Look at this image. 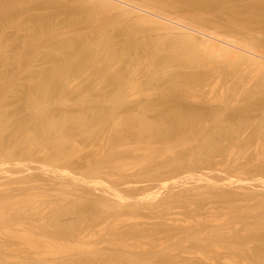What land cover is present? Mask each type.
I'll use <instances>...</instances> for the list:
<instances>
[{
    "label": "bare ground",
    "instance_id": "bare-ground-1",
    "mask_svg": "<svg viewBox=\"0 0 264 264\" xmlns=\"http://www.w3.org/2000/svg\"><path fill=\"white\" fill-rule=\"evenodd\" d=\"M13 1H15V0H13ZM27 1V0H26ZM125 1V0H124ZM129 1H132V2H136V3H138V5H139V7L140 6H142V7H144V9H148L147 11H152V13H153V11H155V12H158V13H160V14H162V15H168V16H166V17H168V18H170L169 16H172L171 18H173V16H174V19H178V20H184L185 22H187L188 24H190V25H193L194 27H198L200 30L202 29V30H206V31H213V33H214V35L216 34V35H222V34H224V35H226V37L225 38H228L229 39V41H238V40H241V42L243 43V44H245V46L246 47H248L249 49H250V51H253L254 50V52H255V54H258V53H260V54H263L264 55V0H127V2H129ZM16 2V1H15ZM29 2V1H28ZM127 2H124V3H127ZM7 3V2H6ZM130 3V2H129ZM12 4V3H11ZM18 4V3H17ZM28 4V3H27ZM21 5V4H20ZM130 5H131V3H130ZM29 6V5H28ZM132 6H133V4H132ZM134 6H136L135 4H134ZM138 7V8H139ZM142 7H140V9L142 8ZM21 8V7H20ZM20 8H17V5H4V4H0V14H2V15H4L5 17H6V24L10 27V28H12V29H14L16 32H17V35H16V37H18V38H16L17 40L18 39H24V43H26V42H29V43H38V45H40L39 47L38 46H35L36 47V49H35V54H40L41 56H42V58H41V60L43 59V57H44V59L46 60V63H47V66L48 67H42V69H40V73H39V75L37 76H31L30 77V82L31 81H33V83H30V84H37L38 85V91L37 90H35V89H37V88H35V87H37V85H32L31 87V91H30V89H29V91H28V89H26L25 87L24 88H20V90L18 91V89L16 88V85H12L13 83H11V85L10 84H6V83H3V84H1V85H3V86H1V87H3V89L1 90V92H0V94H1V97H0V151L2 152V153H4V154H2V155H5V156H12V158H13V155L15 156V154H20V153H22L23 154V152L25 153V154H27V153H30V154H32V152L34 151L32 148V146H35L34 144H38V145H40L39 146V148L37 147V146H35V148L34 149H36V152H37V150L38 149H40L41 150V152H42V154H43V152H45V155H46V153L47 152H49L48 154H47V156L46 157H48L49 156V158L48 159H52V160H61V159H63V160H66V161H68L67 159H70L71 158V160L73 159H75L77 156V158H79V156H81V154H80V152H79V150H78V148L75 146V144H76V141H75V138H73V133H74V135H75V137H76V135L77 134H75V133H78L77 131H81L80 133H78L79 135L81 134H83L84 136L86 135V136H88V135H92L93 133L96 135V133H95V131H98L97 129H96V126H94L93 127V124L95 125V123L97 122V123H99L100 124V121L103 123V121L104 122H106L107 124H108V130H109V132L111 131V132H113V135H114V137H115V135H120V134H122V132L124 131V129L125 130H135L134 128H136V130H135V132H137L136 134L138 135V136H142L141 138H142V140L143 139H150L151 137H152V134L151 133H154L152 130H155V132H158V133H160L161 132V134H165L166 133V131H165V127L164 126H166L165 125V123L162 125V124H158L159 122H153V121H150L149 119H147V118H145V116L143 115L145 112H143V114L141 113V115L138 113V112H136V111H134V110H131V108H133V107H131L130 109H128V111H127V108H129V107H127L126 109H124L123 107L121 108V106H123V105H125V106H128L127 105V102H126V100L127 99H129V98H131V97H133V96H135L136 95V98L137 97H140V96H137L138 94L140 95V94H142V92H144L143 94H147L148 92L147 91H150L151 92V90H152V92H154L155 90V88L159 85V83L160 82H162V84H163V82L165 83V85H167L168 87H167V89L168 90H163V92H166V94L165 93H161V97L159 96L158 98V104L160 105V104H162V103H165L168 107H171V106H175L176 107V109H174V110H176L177 111V113H176V116H177V118H178V120H177V126H175V127H177V128H184V127H186L187 125V128L189 127V125L191 126V124H192V122H194L196 119H198L199 118V116H200V114H199V111L196 109V108H193L191 105H189L188 103H186L185 101H182L181 100V96H177V95H174V94H172V93H169L168 91H171L173 88H174V90L177 88V89H179L178 87H176V86H182L181 88L183 89V87L184 86H188V87H191V88H193L192 86H195V85H199V84H202V82H204V81H202V80H204L205 78H204V76H201V75H204V74H199V73H201L202 72V69H204L205 68V70H206V68L207 69H210L211 70V68H213L211 71H209V70H203V73H204V71H205V74L207 75V71H209V73L210 72H219V70H220V73H219V75H220V77L221 78H223V80L222 81H225L226 80V82L227 81H233L234 83H230V84H232L233 86L231 87L230 86V88L231 89H229L230 91H231V95H230V97L233 99V100H235L236 99V101H238V100H240V98H241V96L243 97L244 96V101H242V102H244V105L242 106V109H243V111L242 112H244V113H250V112H252V111H254V110H257V109H261V108H264V62L262 61V60H260L261 58H259V59H256V57H252V58H247L248 56H243L244 54H241V53H239V52H235L236 50H232V48H228V47H226V46H221V45H219V43H214V42H212L211 40H200V39H198L197 37H196V35H192L191 33V35L188 33H182V32H180V31H175V30H172V28L170 29L169 28V26L168 27H166V26H164V25H162L161 24V22L159 23L158 21H157V14L155 15V13H154V15H155V17H150V16H145V15H142V14H137V13H134V12H131V11H129V10H126V9H124V8H122V7H120V6H117V5H115L113 2H111V1H108V0H44V1H39V2H37V4L36 5H30L28 8H26V9H24L23 11L20 9ZM24 8H25V6H24ZM137 8V9H138ZM22 9H23V7H22ZM134 9H136L135 7H134ZM140 11H142V10H140ZM144 11V10H143ZM137 12V11H136ZM145 12V11H144ZM138 13H139V11H138ZM146 13H148V12H146ZM9 14V15H8ZM149 14H150V12H149ZM152 15V14H151ZM3 16V17H4ZM158 18H160V17H158ZM162 18V17H161ZM165 18V17H164ZM160 21V20H159ZM2 22V21H1ZM32 24V25H31ZM192 27V26H191ZM193 27V28H194ZM1 28H2V26H1ZM10 28H9V30H10ZM82 29H87L86 30V33L84 32V34L86 35V38L84 37V34H83V32H82ZM174 29V28H173ZM195 29H197V28H195ZM81 30V34H83V36H78L79 35V31ZM5 31V30H4ZM182 31V30H181ZM5 33V32H4ZM212 33V32H211ZM212 33V34H213ZM8 34H10V33H8ZM12 34H13V32H12ZM12 34H10V35H12ZM262 36H261V35ZM260 35V36H259ZM223 36V35H222ZM80 38V39H79ZM85 38V39H84ZM234 38V40H231V39H233ZM1 39V38H0ZM5 40V38H2L1 40ZM11 39V38H10ZM204 39V38H203ZM237 39V40H236ZM2 41V42H4V44H5V47H6V43H5V41ZM14 40H15V38H14ZM8 41H9V39H8ZM8 41H6L7 42V46H9V45H11L10 43H11V41L8 43ZM16 41V40H15ZM15 41H12V43L13 42H15ZM22 41V40H21ZM26 41V42H25ZM214 41V40H213ZM19 42V41H18ZM216 42V41H215ZM0 43H1V41H0ZM19 43H21V42H19ZM232 43H235V42H232ZM241 43V44H242ZM14 44V43H13ZM35 44V45H36ZM15 45V44H14ZM26 45V44H25ZM24 45V46H25ZM31 45V44H30ZM23 46V45H22ZM27 46H29V45H27ZM5 47L3 48V43L1 44V47H0V54H2V51L5 49ZM10 47V46H9ZM26 47V46H25ZM31 47H32V45H31ZM33 47H34V45H33ZM2 48V49H1ZM24 48V47H23ZM6 49H9V48H6ZM20 49V48H19ZM26 49V48H25ZM231 49V50H230ZM253 49V50H252ZM12 50V49H11ZM22 50V49H21ZM15 51V50H14ZM20 51V50H19ZM23 51V50H22ZM256 51H257V53H256ZM6 52L7 53H5V51H4V53H5V55H7V57L10 59V56L8 55V52H9V50H6ZM11 52V51H10ZM18 52V51H17ZM19 53V52H18ZM10 54V53H9ZM13 54V53H12ZM17 54V53H16ZM15 54V55H16ZM20 54H21V52H20ZM4 55V54H3ZM18 55V54H17ZM39 55V56H40ZM14 56V55H13ZM258 56V55H257ZM262 56V55H261ZM1 57H2V55H1ZM22 57H23V55H22ZM21 57V58H22ZM15 58V57H14ZM19 59L20 61H24V59ZM39 58V57H38ZM131 58H137L136 60H138L139 62L138 63H136V62H133V60H132V62L134 63V65H132L131 63H130V65H127L126 64V60H128L129 61V59L131 60ZM264 58V57H263ZM9 59H8V61H9ZM16 60V59H15ZM18 60V61H19ZM26 60V59H25ZM7 61V62H8ZM17 61V60H16ZM123 61H126L125 62V66H126V68L124 69V64H122V68L124 69V70H131L130 71V74L132 75V77H134V72L132 73V71L134 70V71H139L138 73L140 74V70L141 69H144V70H141V71H145L147 74H146V78H145V80L143 81V83H145L146 84V87H145V85L142 83V81H141V83H140V79L138 80V78L139 77H137V80L139 81V83H137L138 81H136L135 79L136 78H132L131 77V75H129L130 77L129 78H127L128 77V75H127V77H125L126 76V74H125V76H124V74H122L121 75V73L123 72L122 70H120V72L121 73H119V67L118 66H120L119 64H121V62L123 63ZM5 62V61H4ZM3 62V63H4ZM10 62H11V60H10ZM10 62H8V63H10ZM13 62V61H12ZM75 62V63H74ZM131 62V61H130ZM14 63V62H13ZM19 63V62H18ZM17 63V64H18ZM31 63H32V61H31ZM89 63V64H88ZM49 64V65H48ZM7 65V64H6ZM11 65V64H10ZM15 65V64H14ZM91 65H93V66H91ZM23 66V65H22ZM45 66V65H44ZM89 66H91V67H93L94 69H95V71L93 72V75H91L90 73H92V72H90L91 70H92V68L90 69L89 68ZM5 68V67H4ZM14 68V67H13ZM17 68V67H16ZM45 68V69H44ZM117 68H119V69H117ZM215 68H216V70H215ZM72 69V70H71ZM78 69V71L77 72H79V70H80V72L82 71H84V70H86L85 72L87 73V70H89V74H90V80H92L91 79V76H95V74H97L98 75V77H97V82H99V83H101L100 84V86L98 85V83L97 82H91V84H93L92 86H93V88H95L96 86V84L98 85V87H96L95 89H100V87H101V89H100V91H102L103 92V90L106 92V91H110V88H111V92H107L106 94L105 93H103V95H102V92H101V94H100V91L98 92L99 94H100V96L102 95V97L101 98H99L98 97V93L96 94V96H94L93 98V100L95 101V100H97L98 98L100 99V101L99 102H103V103H105V101H110V108H108V110H105V109H107V108H105L104 107V110L103 109H98L99 107H101L102 106V104H100L101 106H98L97 105V103H99L98 102V100H97V103H96V105L98 106V108L96 107L95 109H93L92 107H90V108H92V109H88L86 106H84L81 110H80V113L79 114H70L71 112H63L61 115H57V116H59L60 118H56V117H53V115H50V111H51V107H54L52 104L50 105V104H48L50 101V103H53L52 102V100L55 98V95L57 94V87L60 85V84H58V82H56V81H59V80H57V78L58 79H60V81H61V85H63V87L65 86L64 84H66V81L68 80V79H70V75H71V73H70V75L68 76V74H69V70L72 72V74H73V72L74 71H76ZM93 69V70H94ZM219 69V70H218ZM6 70V69H5ZM23 70V69H22ZM27 70V69H26ZM25 70V71H26ZM198 70H201V72H198ZM213 70H215V71H213ZM218 70V71H217ZM108 71V72H107ZM113 71H115L116 73H114ZM39 72V71H38ZM76 72V73H77ZM85 72H84V74H85ZM104 72H106V74H108V73H110V72H113L114 73V75H113V77H109L108 75V77L106 78V75H105V73ZM9 73V72H8ZM19 73H20V71H19ZM75 73V72H74ZM73 74L74 76L75 75H77V74H80V73H77V74ZM87 73V75H89ZM95 73V74H94ZM125 73V72H124ZM208 73V74H209ZM21 74V73H20ZM20 74H17L19 77H20ZM35 74V73H34ZM38 74V73H37ZM83 74V73H82ZM84 74H83V76H84ZM137 74V73H136ZM144 74V73H143ZM216 74V76H217V73H215ZM14 75V74H13ZM86 74H85V76H87ZM105 77H104V76ZM111 75V76H112ZM206 75H205V77H206ZM223 77H222V76ZM2 76V75H1ZM12 76V75H11ZM74 76H72V77H74ZM78 76V75H77ZM136 76V75H135ZM138 76V75H137ZM143 76V75H142ZM255 76V77H254ZM96 77L94 78V77H92V78H94L93 80H95L96 79ZM202 77H203V79H202ZM82 78V77H81ZM216 78V77H215ZM251 78H254L253 80L251 79ZM6 79V80H5ZM11 78L9 77V79L8 80H10ZM15 79H16V76H15ZM28 79V78H27ZM250 79H251V83H250V85H249V81H250ZM0 80H2L1 79V77H0ZM7 80V78H4V82L5 81H8ZM73 80V79H72ZM141 80H143V79H141ZM2 81V82H3ZM10 81H14L13 79L12 80H10ZM10 81H8L9 83H10ZM53 81H55V82H53ZM70 81V80H69ZM89 81V80H88ZM220 81V80H219ZM230 81V82H231ZM51 82H53L52 84H51ZM63 82H65L64 84H63ZM68 82V81H67ZM87 82V81H86ZM27 83V82H26ZM85 83V82H84ZM88 83H90V82H88ZM219 83V82H218ZM222 83V82H221ZM6 84V85H5ZM14 84H17V82L16 83H14ZM102 84L104 85V87L106 86L107 88L109 87V90H107L106 89V87H105V89H103V86H102ZM138 84L140 85V86H138ZM141 84H143L142 86H141ZM205 84V83H204ZM227 84V83H226ZM5 85V86H4ZM68 85V84H67ZM70 85V84H69ZM72 85V84H71ZM82 85H83V83H82ZM85 86H86V84H84ZM83 85V86H84ZM224 85V84H223ZM229 85V84H228ZM227 85V86H228ZM10 86H11V89H10ZM12 86L14 87V88H16L15 89V95H14V97L15 96H17L18 98H16V100H18L17 101V104H20V105H25L26 104V106H27V108L30 106H32V105H37L38 107H39V109H40V107H41V109L40 110H42V113L41 112H39L36 108V111H38L37 113H41V115L39 116V114H38V116L40 117H38V119H36L35 118V120H34V122H31L32 123V127L34 126V124L33 123H36L35 121H39L34 127H33V129H32V127H30L31 129H29V131H27V129L26 128H24L23 129V127L22 126H16V122L14 123L13 121H15V120H13V118H17L18 116H16V117H14L15 115H17L18 114V112H20V111H17V114H16V111H12L13 109H11V110H9L10 108H12L11 107V105L9 106V104H13V102L12 103H9L6 99H5V97L8 99V95H10L11 93H9L10 92V90H12L13 88H12ZM28 86V85H27ZM54 86V87H53ZM91 86V85H90ZM89 86V87H90ZM144 86V87H143ZM200 86V85H199ZM207 86V85H206ZM29 87V86H28ZM59 87H61V86H59ZM59 87H58V90H59ZM62 87V88H63ZM76 87V86H75ZM89 87L88 86H86V88H88L89 89ZM146 88L144 91H142V89L143 88ZM162 87V86H161ZM176 87V88H175ZM188 87H186V88H188ZM209 87V86H208ZM213 87V86H212ZM62 88H60V90L62 89ZM78 88V87H77ZM80 88V87H79ZM78 88V89H79ZM82 88V87H81ZM85 87L83 88V91H84V89H86ZM158 88H159V86L156 88V91L158 90ZM180 88V89H181ZM199 88V87H198ZM9 89V90H8ZM34 91H33V90ZM64 90L66 89V88H63ZM68 89V88H67ZM70 89V88H69ZM75 89V88H74ZM97 89V90H98ZM130 90V92L128 93V94H130L132 91H134L135 89H136V91H138L139 90V92H138V94H135L134 95V92L133 93H131L130 94V97L128 98L126 95H127V90ZM166 89V88H165ZM189 89V88H188ZM202 89V88H201ZM200 89V90H201ZM59 90V91H60ZM76 90V89H75ZM87 90V89H86ZM90 90H91V87H90V89H89V91H86V93L88 94V96H87V94L85 93V94H83L86 98L87 97H91L90 96V94H89V92H90ZM124 90H126L125 92H124ZM132 90V91H131ZM184 90H186V91H188L187 89H185L184 88ZM13 91V90H12ZM11 91V92H12ZM35 91H37L36 93H35ZM58 91V92H59ZM92 91V90H91ZM141 91V92H140ZM160 91H161V89H160ZM173 91V90H172ZM171 91V92H172ZM178 91V90H177ZM213 91V90H212ZM227 91V90H226ZM76 92V91H75ZM95 92V91H94ZM97 92V91H96ZM168 92V93H167ZM9 93V94H8ZM59 93H61V92H59ZM63 93H66V92H63ZM62 93V95H64ZM83 92L81 91V94H82ZM136 93V92H135ZM156 93V92H155ZM157 93H158V91H157ZM176 93V92H175ZM227 93V92H226ZM230 93V92H229ZM149 94V93H148ZM5 95H7V96H5ZM59 95V94H58ZM58 95H56V97L58 96ZM70 95V94H69ZM71 95H72V93H71ZM75 95H77V94H75ZM92 95V94H91ZM193 95V94H192ZM227 95V94H226ZM78 96V95H77ZM83 96V99H85V97ZM149 96H151V95H149ZM148 96V97H149ZM199 96V95H198ZM229 96V95H228ZM227 96V97H228ZM13 97V98H14ZM53 97V99L51 100V98ZM60 95H59V98L58 99H60ZM70 97V96H69ZM96 97H97V99H96ZM142 97V96H141ZM147 97V98H148ZM152 97H153V95H152ZM151 97V98H152ZM201 97V96H200ZM226 97V96H225ZM226 97V98H227ZM230 97H228V99H226V98H221V100H223V101H229V99H231ZM2 98V99H1ZM57 98H55V100L57 99ZM81 98H82V95H81ZM92 98V97H91ZM198 98V97H197ZM206 98V97H205ZM238 98V99H237ZM62 99H64L63 101L61 100V104H63L62 102H64V104H65V106H67V104H68V98L66 97L65 98V96H64V98H62ZM68 99V100H67ZM77 99H79V98H77ZM88 99V98H87ZM191 99V98H190ZM193 99V98H192ZM9 100V99H8ZM67 100V101H66ZM91 99H88V101H90ZM130 100V99H129ZM143 100V99H142ZM203 100V99H202ZM12 101H14L13 99H12ZM60 101V100H59ZM81 101H84V100H81ZM92 102V103H94L95 104V102ZM111 101H113V103L114 104H116L115 102H117L118 103V105L116 104V105H114L113 107H111L112 105H111ZM128 101V100H127ZM146 101H147V99H146ZM227 101V102H228ZM241 101V100H240ZM14 102H16V101H14ZM19 102V103H18ZM57 103H59L60 104V102H58V101H56ZM84 102H86V103H88L86 100L84 101ZM156 102V103H157ZM207 102V101H206ZM222 102V101H221ZM226 102V104H228ZM233 102V101H232ZM81 103H83V102H81ZM91 103V104H92ZM109 103V102H108ZM107 102L105 103V105L106 104H108ZM139 103H140V101H139ZM208 103V102H207ZM234 103V102H233ZM50 105V107L48 106V105ZM63 104V105H64ZM76 104V103H75ZM84 104V103H83ZM83 104H82V106H83ZM90 104V103H89ZM89 104H87V106L89 105ZM223 104V103H222ZM237 104V103H236ZM63 105H62V110H64L65 108V106L63 107ZM154 105V103H152V106ZM156 105V104H155ZM159 105H156V106H159ZM164 105V104H163ZM14 106H16V105H14ZM19 106V105H18ZM21 106V107H22ZM36 106V107H37ZM44 106H45V108H44ZM49 107V108H51L50 109V111L49 112H46V111H43V110H45L46 109V107ZM59 106V105H58ZM79 106H81V104L79 105ZM91 106V105H90ZM107 106V105H106ZM108 106H109V104H108ZM124 106V107H125ZM130 106V105H129ZM141 107L143 106V107H145V109H146V107H148V106H151V102H149V101H147V102H143V101H141V105H140ZM228 106V105H227ZM10 107V108H9ZM25 107V106H24ZM35 107V106H34ZM34 107H33V109H34ZM47 107V108H48ZM60 107V106H59ZM103 107V106H102ZM118 107H120V109H123L124 111L126 110L127 111V114H126V112L124 113L123 112V110L121 111L122 112V114L121 113H119V112H117L118 110L120 111V109H117ZM142 107V108H143ZM15 108V107H14ZM20 108V107H19ZM55 108V107H54ZM64 108V109H63ZM81 108V107H80ZM136 108V107H135ZM134 108V109H135ZM160 108H162V110H166L167 108H164V107H161V105H160V107H159V109ZM29 109V108H28ZM27 109V110H28ZM31 109V108H30ZM33 109H32V111H33ZM34 109V110H35ZM144 109V110H145ZM153 109V108H152ZM155 109H157L158 110V108L156 107ZM15 110V109H14ZM17 110V109H16ZM19 110V109H18ZM49 110V109H48ZM53 110V109H52ZM58 110V109H57ZM168 110H169V108H168ZM170 110H171V108H170ZM172 110H173V108H172ZM228 110V109H227ZM61 111V110H60ZM65 111H68V110H65ZM134 111V112H133ZM149 111H150V108H149ZM226 111V110H225ZM44 112V113H43ZM62 112V111H61ZM135 112H136V114H135ZM142 112V111H141ZM147 112H148V110H147ZM159 112V111H158ZM222 112V111H221ZM52 114H53V112H51ZM73 113V112H72ZM78 113V112H77ZM123 113H124V115H123ZM139 115H138V114ZM12 114H13V118H11L12 117ZM121 114V115H120ZM163 114V113H162ZM10 115H11V117H10ZM19 115V114H18ZM54 115H56V114H54ZM148 115V114H147ZM144 116V117H143ZM158 117V116H157ZM246 117V116H245ZM262 117V116H261ZM151 118V117H150ZM248 118V117H247ZM250 118V117H249ZM27 119V118H26ZM158 119V118H157ZM216 119V118H215ZM32 120H33V118H32ZM153 120V119H152ZM26 121H28V120H26ZM31 121V120H30ZM156 121V120H155ZM176 121V120H175ZM215 121V120H214ZM252 121V120H251ZM258 121V120H257ZM199 122H200V120H199ZM202 122V121H201ZM204 122V121H203ZM263 122V121H262ZM101 123V124H102ZM105 123V124H106ZM161 123V122H160ZM197 123V122H196ZM206 123V122H205ZM221 124L220 125H217L218 127L216 128L215 127V129H216V132H217V130H218V132L219 131H221V133L222 134H224L225 132L224 131H226L229 127H225L224 125H225V123L223 124L222 122H220ZM228 123V122H227ZM244 123V122H243ZM246 123V122H245ZM104 124V123H103ZM102 124V125H103ZM140 124V125H139ZM218 124H219V121H218ZM255 124H256V122H255ZM263 124V123H262ZM101 125V126H102ZM168 125V124H167ZM193 125V124H192ZM24 126V125H23ZM139 126V127H138ZM194 126V125H193ZM196 126V125H195ZM198 126V125H197ZM205 126V125H204ZM239 126V125H238ZM25 127V126H24ZM27 127V126H26ZM97 127L99 128L100 127V125L98 126V124H97ZM103 127H106V125L105 126H103ZM192 127V126H191ZM201 127V126H200ZM224 127H225V130H224ZM9 128H11V132L10 133H7L8 132V130H9ZM28 128V127H27ZM96 130H95V129ZM167 128V127H166ZM174 128V127H173ZM172 128V129H173ZM26 129V130H25ZM185 129V128H184ZM221 129V130H220ZM263 129V128H262ZM25 130V131H24ZM77 130V131H76ZM152 131V132H150V131ZM174 130H176L175 128H174ZM191 130H192V128H191ZM190 130V131H191ZM205 130V129H204ZM235 130V129H234ZM103 131V130H102ZM169 131V130H168ZM173 131V130H172ZM186 131V130H185ZM215 131V130H214ZM213 131V132H214ZM228 131V130H227ZM105 132V131H104ZM108 132V131H107ZM106 132V133H107ZM131 132V131H130ZM169 132H171V129H170V131ZM203 132V131H202ZM208 132H209V130H208ZM216 132H214V133H216ZM224 132V133H223ZM234 132V131H233ZM124 133V132H123ZM126 133V132H125ZM168 133V132H167ZM211 133H212V131H211ZM220 133V134H221ZM262 133V132H261ZM12 135L13 136V139H11L10 140V138L8 137V136H10V135ZM93 134V136H95ZM108 134V133H107ZM110 134H112V133H110ZM148 134H151V135H148ZM160 134V135H161ZM163 134V135H164ZM201 134V133H200ZM217 135H218V133H216ZM216 134H214L215 136H217ZM98 135H99V133H98ZM105 135V134H104ZM113 135L111 136V138L113 137ZM124 135V134H123ZM123 135H122V137H123ZM130 135V134H129ZM147 135V136H146ZM157 135V134H156ZM168 135V134H167ZM165 136L166 138L168 137V136ZM202 135V134H201ZM205 135V134H204ZM210 136H208L207 134L205 135V136H202L203 138V140H202V144H200L201 146H203L202 148H204V146H206V147H208V148H210L211 149V151H212V149L216 146V144L218 143H216V140H218L217 138H218V136L215 138V136H213V133H212V136L214 137V139H213V137L211 136V134H209ZM238 135V134H237ZM253 135V134H252ZM255 135V134H254ZM11 136V137H12ZM92 136V137H93ZM121 136V135H120ZM143 136H146V138L145 137H143ZM153 136H155V134L153 135ZM162 136V135H161ZM187 136V135H186ZM221 136V135H220ZM220 136H219V138H220ZM223 136V135H222ZM261 136V135H260ZM5 137H7L8 138V140H10L8 143L6 142V138ZM77 137H79V136H77ZM91 137V136H90ZM108 137V136H107ZM113 137V138H114ZM117 137V136H116ZM125 137V136H124ZM159 137V136H158ZM196 137V136H195ZM195 137H194V139H195ZM100 138V137H99ZM110 138V137H109ZM108 138V139H109ZM126 138V137H125ZM138 138H140V137H138ZM141 138H140V140H141ZM171 138V137H170ZM170 138H168V139H170ZM179 139L181 138V137H178ZM198 138V137H197ZM80 139V138H79ZM84 139V138H83ZM97 139V138H96ZM103 139V138H102ZM153 139V138H152ZM175 139V138H174ZM240 139V138H239ZM74 140V141H73ZM77 140V139H76ZM104 140V139H103ZM110 140V139H109ZM151 140V139H150ZM150 140H149V142H150ZM183 141H184V139H182ZM181 140V141H182ZM191 140V139H190ZM200 140V141H201ZM94 141V140H93ZM105 141V140H104ZM115 141V140H114ZM127 141H129V139L127 140ZM132 141H135V140H132ZM148 141V140H147ZM147 141H145V143L147 142ZM153 141H155V140H153ZM162 141V140H161ZM166 141V140H165ZM171 141V140H170ZM179 141V140H178ZM178 141H177V143H178ZM180 141V142H181ZM187 141H189V140H187ZM239 141V140H238ZM112 141L110 140V142H107L108 144L109 143H111ZM117 142V141H116ZM191 144H192V142L191 141H189ZM85 143V142H84ZM128 143V142H127ZM130 143V142H129ZM131 143H133V142H131ZM137 143V142H136ZM144 143V142H143ZM145 143H144V145H145ZM153 143V142H152ZM161 143V142H160ZM163 143V142H162ZM170 143V142H169ZM169 143L167 144V142H166V144H167V146L169 145ZM193 143H194V141H193ZM253 143V142H252ZM89 144V143H88ZM94 144V143H93ZM92 144V145H93ZM114 144V143H113ZM118 144V143H117ZM148 144V146H149V143H147ZM146 144V145H147ZM151 144V143H150ZM155 144V143H154ZM183 144V143H182ZM187 144V143H186ZM195 144V143H194ZM193 144V145H194ZM219 144V143H218ZM76 145H78V146H81L80 144H79V142H78V144H76ZM85 145L86 144H84V147H85ZM98 145V144H97ZM121 145V144H120ZM137 145V144H136ZM145 145V146H146ZM153 145V144H152ZM159 145V144H158ZM163 145V144H162ZM165 145V144H164ZM172 145V144H171ZM174 145H175V143H174ZM221 144H219V147H223V146H220ZM223 145V144H222ZM248 145V144H247ZM251 145V144H250ZM249 145V146H250ZM111 146V145H110ZM109 146V147H110ZM127 146V145H126ZM132 146V145H131ZM166 146V145H165ZM178 146V145H177ZM184 146V145H183ZM187 146H189V145H186V147ZM195 146V145H194ZM198 146V145H197ZM232 146V145H231ZM96 147V146H95ZM119 147V146H118ZM130 147V146H129ZM138 147V146H137ZM153 147V146H152ZM151 147V148H152ZM154 147H155V145H154ZM173 147H175V146H173ZM240 147V146H239ZM76 148H77V150H76ZM100 148V147H99ZM111 148H112V146H111ZM114 148V147H113ZM120 148H121V146H120ZM127 148V147H126ZM131 148H134V146L133 147H131ZM147 148V147H146ZM145 147H144V149H146ZM149 148V147H148ZM158 148V147H157ZM161 148V147H160ZM167 147H165V149H166ZM168 148H170V146H168ZM167 148V149H168ZM183 148V147H182ZM200 148V147H199ZM198 148V149H199ZM207 148V149H208ZM216 148H217V146H216ZM221 148H218V149H221ZM224 148V147H223ZM83 149V148H82ZM96 149V148H95ZM127 149H129V148H127ZM139 149V148H138ZM155 149V148H154ZM153 149V150H154ZM165 149L163 150V151H165ZM194 149V148H193ZM209 149V150H210ZM257 149V148H256ZM81 150V149H80ZM93 150V149H92ZM115 150V149H114ZM118 150V149H117ZM116 150V151H117ZM120 150V149H119ZM125 150V149H124ZM147 150V149H146ZM146 150H144L145 152H146ZM148 150H150V149H148ZM159 151H156V152H160L161 150L160 149H158ZM192 150V149H191ZM204 150V149H203ZM213 150H215V149H213ZM229 150V149H228ZM104 151V150H103ZM135 151H139V150H135ZM141 151H142V148H141ZM141 151H140V153H141ZM144 151H143V153H144ZM152 151V150H151ZM155 151V150H154ZM193 151V150H192ZM192 151H191V153H192ZM242 151V150H241ZM40 152V153H41ZM90 152V151H89ZM94 152V150L91 152V154ZM97 152V151H96ZM108 152V151H107ZM121 152V151H120ZM123 152V151H122ZM125 152V151H124ZM123 152V153H124ZM149 152V151H148ZM162 152V151H161ZM167 152V151H166ZM168 152H169V150H168ZM172 152H173V150H172ZM194 152H195V150H194ZM84 153V152H83ZM82 153V154H83ZM101 153H103L102 151H101ZM100 153V154H101ZM104 153L106 154V152L104 151ZM112 153V152H111ZM110 153V154H111ZM115 154H116V152H114ZM114 153H112V154H114ZM128 153V152H127ZM131 153V152H130ZM130 153H129V155H130ZM137 152H135V154H136ZM139 153V152H138ZM150 153V152H149ZM169 153H171V151L169 152ZM232 153V152H231ZM41 154V155H42ZM80 154V155H79ZM98 154V153H97ZM108 154V153H107ZM111 154V155H112ZM133 154V153H132ZM148 153H146V154H142L141 156L144 158L145 156H143V155H146V156H148L147 155ZM152 154H153V152H152ZM160 154V153H159ZM163 154H165V153H163ZM162 154V155H163ZM173 154V153H172ZM180 154V153H179ZM196 154V153H195ZM198 154V153H197ZM236 154V153H235ZM235 154H233V155H235ZM242 154V153H241ZM260 155H259V157L260 156H262L263 154L262 153H259ZM1 155V156H2ZM28 155V154H27ZM33 155V154H32ZM38 155V154H37ZM37 155H35V156H37ZM103 155V154H102ZM109 155V154H108ZM108 155H106V157H105V155H103V156H101V158H105V162H103V163H105V166H106V162H108L107 164H111L110 162H113V157L111 156V155H109V156H111V158H109V157H107ZM121 155H123V154H121ZM134 155V154H133ZM140 155V154H139ZM139 155H137V156H139ZM161 155V156H162ZM187 155V154H186ZM200 155V154H199ZM24 155H22V157H23ZM43 156H44V154H43ZM86 156V155H85ZM88 156V155H87ZM95 156V155H94ZM97 156V155H96ZM100 156V155H99ZM116 156H117V154H116ZM125 156V155H124ZM155 156V155H154ZM166 156H168V154H166ZM175 156V155H174ZM185 156V155H184ZM27 157V156H26ZM128 157V156H127ZM150 157H152L151 155H150ZM150 157H148V159H143L142 158V160L140 159V161H139V158H137V160L139 161H137L136 159V161L139 163V164H137V165H139V166H142V167H146V168H148L149 166H151V164L147 167L146 165H148L149 163H147L148 162V160H149V158ZM159 157V156H158ZM163 157V156H162ZM161 157V158H162ZM171 157V156H170ZM233 157V156H232ZM238 157H242V156H238ZM262 157H264V155L262 156ZM21 158V157H20ZM76 158V159H77ZM98 158V157H97ZM106 158H108L107 160H106ZM117 158V157H116ZM124 158H126V157H124ZM132 159H133V157H131ZM157 157H155V159H156ZM164 158H167V157H164ZM192 158H193V156H192ZM216 158V157H215ZM3 159H5V158H3ZM14 159H16V158H14ZM30 159H32V158H30ZM29 159V160H30ZM80 159H81V157H80ZM95 159V158H94ZM99 159V158H98ZM97 159V160H98ZM121 159H123V158H121ZM151 159H153V158H151ZM160 159V158H159ZM182 159L183 158H181V156H179L178 155V157H176L175 156V158H174V160H173V162H171V163H173V165L172 164H170L171 165V167L173 166V168H174V165H177V166H179L180 164H183L182 163ZM232 159V158H231ZM235 159V158H234ZM259 159V158H258ZM18 160V159H17ZM36 160V159H35ZM40 160V159H39ZM70 160V161H71ZM72 160V161H73ZM85 160V159H84ZM89 160V159H88ZM96 160V159H95ZM117 160H119V158L117 159ZM128 160H129V158H128ZM127 160V161H128ZM134 160V159H133ZM171 160V161H172ZM225 160V159H224ZM91 161V160H90ZM114 161H115V159H114ZM136 161H135V163H136ZM152 161V160H151ZM154 161V160H153ZM159 161V160H158ZM161 161V160H160ZM165 161V160H164ZM231 161V160H230ZM239 161V160H238ZM257 161V160H256ZM261 161H262V159H261ZM264 161V160H263ZM53 162H55V161H53ZM58 162H60V161H58ZM101 162V161H100ZM117 162V161H116ZM116 162H115V164H116ZM119 162V161H118ZM117 162V163H118ZM122 162V161H121ZM123 162H124V160H123ZM126 162V161H125ZM130 162V161H129ZM150 162V161H149ZM155 162V161H154ZM157 162V161H156ZM168 162V159L166 160V163ZM11 163V164H10ZM13 162H12V159H11V161H10V159L9 160H0V178L3 176V175H7L8 174V172L10 171L9 170V168L10 169H12L11 167H10V165L11 166H13V164H12ZM61 163V162H60ZM79 163V162H78ZM133 163V162H132ZM134 163V164H135ZM160 163V162H159ZM164 164L166 167H169V166H167V164ZM169 163V162H168ZM205 163V162H204ZM252 163V162H251ZM263 163V162H262ZM18 163H15L14 164V166L15 165H17ZM102 164V163H101ZM157 164H158V162H157ZM228 164V163H227ZM237 164V163H236ZM30 165V164H29ZM58 165V164H57ZM92 165H93V163H92ZM104 165V164H103ZM112 166H114V163L113 164H111ZM127 165V166H126ZM126 165H116V166H114L116 169H118L120 172H122L123 173V171H124V173H125V171H127L130 167H131V165H129V163L127 162V164ZM136 165V166H137ZM226 165V164H225ZM26 166V165H25ZM54 166V165H53ZM96 166V165H95ZM98 166V165H97ZM96 166V167H97ZM105 166H103V167H105ZM133 166H135V165H133ZM132 166V167H133ZM135 166V167H136ZM154 166V165H153ZM162 166H163V164H162ZM224 166V165H223ZM229 166V165H228ZM245 166V165H244ZM243 166V167H244ZM246 166H247V164H246ZM20 167V166H19ZM22 167H23V165H22ZM31 167V166H30ZM88 167V166H87ZM86 167V168H87ZM100 168L99 166H98V168H96V169H99V171L100 170H102V169H105V168ZM157 167V166H156ZM155 167V169H157ZM226 167V166H225ZM242 167V166H241ZM255 167V166H254ZM16 168V167H15ZM35 168V167H34ZM43 168V167H42ZM86 168H85V170H86ZM95 167L93 166V169H94ZM108 168V167H107ZM106 168V169H107ZM113 168V167H112ZM145 168V169H146ZM150 168V167H149ZM152 168V167H151ZM160 168V167H159ZM158 168V169H159ZM163 168H165V167H163ZM162 168V169H163ZM176 168H178V167H176ZM179 168H181V165L179 166ZM212 168V167H211ZM233 168V167H232ZM24 169V168H23ZM64 169V168H63ZM71 169V168H70ZM92 169V168H91ZM93 169H92V171H93ZM115 169V170H116ZM125 169H127V170H125ZM139 170H140V168H138ZM143 169V168H142ZM141 169V170H142ZM157 169V173L155 172L156 170H154V172L156 173V174H158V172L159 171H162L161 169H159L158 170ZM208 169V168H207ZM210 169V168H209ZM231 169V168H230ZM229 169V170H230ZM239 169V168H238ZM237 169V170H238ZM245 169V168H244ZM29 170V169H28ZM55 170V169H54ZM60 170V169H59ZM79 170V169H78ZM113 170H114V168H113ZM114 170V171H115ZM118 170H116V172L118 171ZM133 170H134V168H133ZM148 170H151V169H148ZM192 170V169H191ZM211 170V169H210ZM216 170V169H215ZM23 171V170H22ZM53 172V170H50V172ZM62 171V170H61ZM88 171H90V170H88ZM88 171L87 172H85V173H88ZM110 171V170H109ZM113 171V172H114ZM130 171V170H129ZM136 171V170H135ZM189 171V170H188ZM195 171V170H194ZM236 171V170H235ZM241 171V170H240ZM245 171V170H244ZM13 172V171H12ZM18 172V171H17ZM24 172V171H23ZM41 172V171H40ZM54 172H58V171H54ZM64 172V176H66V177H70L71 179L73 178V180L74 181H77V180H75V179H78V181H79V179L81 180V184L83 185V183H85V179L83 178L82 179V177H78V176H74V175H72L71 173H68V172H66V171H63ZM100 172H105V170L104 171H100ZM99 172V173H100ZM116 172H114V175L112 174V176H116V175H119V174H115ZM140 172V174H142L141 173V171H139ZM146 172V171H145ZM176 172V171H175ZM218 172V171H217ZM237 172V171H236ZM236 172H234L235 174H236ZM7 173V174H6ZM19 173H20V171H19ZM36 173V172H35ZM81 173V172H80ZM79 172H78V175L80 174ZM90 173V172H89ZM99 173H97V174H99ZM106 174H107V171L105 172ZM104 173V174H105ZM109 173H111V172H108V174ZM119 173V172H118ZM133 173H135V172H133ZM147 173V172H146ZM148 173H150V171L148 172ZM154 173V174H155ZM161 173V172H160ZM215 173V172H214ZM230 173V172H229ZM1 174H2V176H1ZM9 174H10V172H9ZM47 174V173H46ZM54 174V173H53ZM57 174H59V173H57ZM92 174V173H91ZM96 174V173H95ZM103 174V175H104ZM126 174L127 175H129L128 174V172H126ZM125 174V175H126ZM152 174H153V171H152ZM151 174V175H152ZM170 174V173H169ZM199 174V173H198ZM222 174V173H221ZM233 174V173H232ZM250 174H252V173H250ZM11 175V174H10ZM10 175H7V176H10ZM32 175V174H31ZM77 175V174H76ZM85 175V174H84ZM131 175V174H130ZM143 175V174H142ZM148 175V174H147ZM210 175V174H209ZM223 175H227V174H223ZM244 175V174H243ZM253 175V174H252ZM5 176H3V177H5ZM7 176H6V179H7ZM38 176V175H37ZM55 176V175H54ZM53 176V177H54ZM57 176V175H56ZM88 176V175H87ZM100 176V175H99ZM109 176H110V174H109ZM120 176H122V175H120ZM162 176V175H161ZM167 176V175H166ZM233 176H235V175H233ZM232 176V177H233ZM2 177V178H3ZM22 177V176H21ZM27 177V176H26ZM26 177H24V178H26ZM43 177V176H42ZM122 177H124V176H122ZM137 177V176H136ZM144 177V176H143ZM142 177V179H144ZM150 177V176H149ZM163 177V176H162ZM182 177H184V176H182ZM263 177V176H262ZM58 178V177H57ZM56 178V179H57ZM88 178V177H87ZM96 178V177H95ZM113 178V177H112ZM116 178H118V177H116ZM115 178V179H116ZM127 178V177H126ZM139 178V177H138ZM137 178V179H138ZM141 178V177H140ZM160 178V177H159ZM166 178V177H165ZM193 178V177H192ZM6 179H4V180H6ZM38 179V178H37ZM40 179V178H39ZM55 179V178H54ZM60 179V178H59ZM58 179V180H59ZM62 179V178H61ZM123 179V178H122ZM179 179V178H178ZM191 179V178H190ZM197 179V178H196ZM16 180V179H15ZM31 180V179H30ZM63 180V179H62ZM136 180V179H135ZM192 180V179H191ZM197 180H199V179H197ZM201 180V179H200ZM202 180H206V179H202ZM214 180V179H213ZM24 181V180H23ZM65 181V180H64ZM84 181V182H83ZM89 181L90 180H87V182L84 184L85 186H89V184L90 185H94V186H100V187H102V186H104V187H102L103 189H101L100 187V189H101V192H102V190L104 191L103 193L105 194V191H107V194H108V196L111 194L112 195V197H113V201H114V198H115V201H117V204H118V202H119V204H123L124 202H128L127 200H126V196H122L121 194H119L118 193V191L116 192V191H114V190H116L115 188H114V190H113V187H109L107 184L108 183H103L102 182V180L101 181H99L98 179L97 180H95L94 179V181H90V183H89ZM114 181V180H113ZM166 181V180H165ZM193 181V180H192ZM243 182H245L244 180H242ZM1 182L2 181H0V184H1ZM25 182H27V181H25ZM30 182V181H29ZM28 182V183H29ZM33 182V181H32ZM34 182H35V180H34ZM47 182V181H46ZM72 182V181H71ZM91 182H92V184H91ZM126 182V181H125ZM191 182V181H190ZM200 182V181H199ZM233 182H234V179H233ZM31 183V182H30ZM39 183V182H38ZM51 183H52V181H51ZM79 183H80V181H79ZM205 183V182H204ZM225 183V182H224ZM230 183V182H229ZM231 183H232V181H231ZM230 183V184H231ZM14 184L16 185L17 183H15L14 182ZM21 184V183H20ZM19 184V185H20ZM24 184H26L27 185V183H24ZM23 184V185H24ZM32 184V183H31ZM68 184H70V183H68ZM68 184H66V185H68ZM81 184H79L80 186H82ZM87 184V185H86ZM110 184V183H109ZM113 184V183H112ZM112 184H110V186L112 185ZM125 184H130V183H125ZM134 184V183H133ZM157 184H158V182H157ZM160 184V183H159ZM193 184V183H192ZM201 184V183H200ZM13 185V184H12ZM14 185V186H15ZM26 185H24V186H26ZM29 185V184H28ZM27 185V186H28ZM53 185H55V184H53ZM71 185V184H70ZM124 185V184H123ZM161 185V184H160ZM247 185H249V184H247ZM9 186V185H8ZM11 186V185H10ZM22 186V185H21ZM31 186V185H30ZM29 186V187H30ZM32 186H34V185H32ZM46 186V185H45ZM115 186V185H114ZM126 186V185H125ZM196 186V185H195ZM203 186V185H202ZM260 186V185H259ZM259 186H258V188H259ZM5 187H6V185H5ZM50 187V186H49ZM75 187H76V185H75ZM83 187V186H82ZM93 186H91V188H92ZM174 187V186H173ZM194 187V186H193ZM198 187H200V186H198ZM204 187H206V186H204ZM251 187H253V186H251ZM261 187V186H260ZM262 187H264V186H262ZM1 189H2V186L0 187ZM11 188V187H10ZM10 188H7V189H10ZM13 188V187H12ZM22 188H23V186H22ZM35 188V187H34ZM40 188V187H39ZM54 188V186L52 187V189ZM121 188V187H120ZM178 188V187H177ZM181 188H182V185H181ZM185 188V187H184ZM188 188V187H187ZM243 188H244V186H243ZM6 189V190H7ZM51 189V190H52ZM61 189V188H60ZM78 189V188H77ZM95 189V188H94ZM123 189V188H122ZM129 189V188H128ZM14 191V189H11L10 190V194H11V191ZM23 190V189H22ZM27 190V189H26ZM35 190V189H34ZM33 190V191H34ZM38 190V189H37ZM50 190V189H49ZM90 190H92V189H90ZM121 190V189H120ZM172 190H173V188H172ZM211 190V189H210ZM256 190V189H255ZM5 191V190H4ZM4 191H3V193H4ZM20 191V190H19ZM55 191H57L56 189H55ZM64 191V190H63ZM62 191V192H63ZM74 191H77V190H75L74 189ZM73 191V192H74ZM151 191V190H150ZM192 191V190H191ZM205 191V190H204ZM221 191V190H220ZM249 191V190H248ZM2 192V190L0 191V193ZM8 192V191H7ZM7 192H5V193H7ZM27 192H29V191H26V193ZM38 192H40V191H38ZM43 192H45V191H43ZM69 192V191H68ZM67 192V193H68ZM72 192V191H71ZM83 192V191H82ZM81 192V193H82ZM134 192V191H133ZM140 192H141V190H140ZM259 192V191H258ZM15 193V192H14ZM25 193V194H26ZM47 193V192H46ZM59 193H61V190H60V192H58V194ZM87 193V192H86ZM102 193V194H103ZM123 193V192H122ZM183 193V192H182ZM188 193V192H187ZM62 194H65V197L66 196H68V195H66V190H65V193H62ZM106 194V195H107ZM127 194V193H126ZM162 194V193H161ZM12 195H13V193H12ZM17 195V194H16ZM30 195V194H29ZM33 195V194H32ZM35 195V194H34ZM39 195V194H38ZM45 195V194H44ZM49 195H50V193H49ZM61 195V194H60ZM75 195V194H74ZM91 195V194H90ZM111 195L109 196L110 198H112L111 197ZM128 195V194H127ZM150 195H152V194H150ZM207 195V194H206ZM210 195V194H209ZM218 195V194H217ZM1 196V195H0ZM4 196H7L6 194L5 195H3L2 197H4ZM8 196H11V195H8ZM22 196H23V193H22ZM27 196V195H26ZM43 196V195H42ZM62 196H64V195H62ZM61 196V197H62ZM76 196H78V193H77V195ZM75 196V197H76ZM83 196V195H82ZM82 196H80L79 195V197L78 198H81ZM85 196V195H84ZM83 196V197H84ZM98 196V195H97ZM101 196V195H100ZM107 196V197H108ZM141 196V195H140ZM155 196H157V194L155 195ZM166 196V195H165ZM182 196V195H181ZM197 196V195H196ZM201 196V195H200ZM211 196V195H210ZM209 196V197H210ZM231 196V195H230ZM233 196V195H232ZM246 196V195H245ZM248 196V195H247ZM246 196V197H247ZM12 197V196H11ZM14 197V196H13ZM21 197V196H20ZM20 197H18V195H17V197L15 198L14 197V199L13 200H11L9 197V199L6 201V203L7 202H9L8 204H9V207L7 206V205H5L6 203H4V205H2V206H7L6 208L4 207V208H1L0 209V220H7V217L9 218V217H11L9 220H11L12 219V216H13V213L14 214H16V215H18L19 217H17L16 215V217L17 218H19V220L18 219H16V218H14L16 221H18L17 223H19V225H21L20 223H22V222H27V221H24V219L25 218H27V217H25L24 219H22V218H20V217H22V216H24L23 215V213L24 212H26V211H24V210H28V208H26V204H25V208L24 209H21L22 207H23V205H22V207H21V205H19V204H22L23 202H22V199H19ZM29 197V196H28ZM28 197L27 198H25V199H23V200H25L26 202L28 201L27 199H28ZM32 197V196H31ZM31 197H29V200H30V198ZM41 197V196H40ZM58 197L59 196H57V199H55V200H57V202L59 201L58 200ZM70 197V196H69ZM86 197V196H85ZM136 197V196H135ZM148 197H149V195L147 194L146 196H143L142 195V197H139V198H136V200L137 201H146V199H148ZM151 198H153L154 196L152 195V196H150ZM149 197V198H150ZM189 197V196H188ZM198 197V196H197ZM205 197V196H204ZM217 197V196H216ZM6 198V197H5ZM23 198H24V196H23ZM38 198V197H37ZM45 198V197H44ZM43 198V199H44ZM47 199H48V197H46ZM77 197H76V199H78ZM87 198V197H86ZM85 198V199H86ZM99 198V197H98ZM103 198H105L104 196H103ZM128 198V197H127ZM151 198H150V200H151ZM176 198H178V197H176ZM180 198H182V197H180ZM222 198V197H221ZM224 198V197H223ZM7 199V198H6ZM15 199H19V200H21V202L18 204L19 206H20V208H19V206L16 204V202H14V200ZM31 199H34V198H31ZM36 199V198H35ZM42 199V198H41ZM51 198H49V200H50ZM59 199H61V198H59ZM62 199H65L64 197L62 198ZM102 198H100V200H101ZM109 199V198H108ZM107 199V200H108ZM166 199V198H165ZM250 199H251V196H250ZM249 199V200H250ZM253 199H255V196H254V198ZM261 199V198H260ZM39 200H40V198H39ZM54 200V201H55ZM70 201L72 200L71 198L69 199ZM74 201H75V199H73ZM83 200V199H82ZM87 200H89V199H87ZM107 200H104V201H107ZM149 200V199H148ZM163 200V199H162ZM179 200V199H178ZM182 200V199H181ZM193 200H196V199H194L193 198ZM211 200V199H210ZM3 201H5V200H2L1 202H3ZM13 201V202H12ZM34 201H36V200H34ZM38 201V200H37ZM42 201V200H41ZM41 201H39L40 203H41ZM52 201H53V199H52ZM79 201V200H78ZM94 201V200H93ZM233 201V200H232ZM237 201V200H236ZM251 201V200H250ZM43 202V204L45 205V202L44 201H42ZM50 202H51V200H50ZM63 202V204H65L64 202H65V200H63L62 201ZM61 201H60V203H62ZM73 202V201H72ZM76 202V201H75ZM98 202V201H97ZM131 202V201H130ZM165 202V201H164ZM185 202V201H184ZM188 202V201H187ZM196 202V201H195ZM254 202V201H253ZM264 202V201H263ZM18 203V202H17ZM30 204L29 205H32V207H31V210L35 213L36 211V213H38L40 210H41V208H43L44 206L42 205V204H40L39 206H43V207H40L39 208V211H38V209L37 210H35L36 208H38V207H35V205H33L35 202H32L31 203V201L29 202ZM49 203V202H48ZM48 203L46 202V204L48 205ZM53 203V202H52ZM56 203V202H55ZM79 203H80V201H79ZM96 203V202H95ZM105 203V202H104ZM133 203V202H132ZM132 203H131V205H132ZM151 203V202H150ZM168 203H170L169 201H168ZM176 203V202H175ZM174 203V204H175ZM199 203V202H198ZM231 203V202H230ZM233 203V202H232ZM2 204V203H1ZM36 204V203H35ZM54 204V203H53ZM57 204H59V203H57ZM56 204V205H57ZM78 204V203H77ZM81 204H82V201H81ZM125 204H127V203H125ZM125 204H124V208H130V207H125ZM141 204H143V203H141ZM165 204V203H164ZM189 204V203H188ZM227 204V203H226ZM237 204V203H236ZM252 204V203H251ZM262 204V203H261ZM261 204H259L260 206H262V208L261 209H263V204L261 205ZM28 205V204H27ZM46 205V206H47ZM51 205V204H50ZM129 205V204H128ZM161 205V204H160ZM173 205V204H172ZM172 205H170V204H168L167 205V207L169 206H172ZM223 205V204H222ZM232 205H234V204H232ZM231 204H230V208H231V206H232ZM1 206V205H0ZM37 206H38V204H37ZM45 206V207H46ZM52 207H53V205H51ZM84 206H85V204H84ZM97 206L98 205H96V208H97ZM100 206H102V207H100ZM127 206V205H126ZM130 206V205H129ZM139 206V205H138ZM162 206V205H161ZM165 206H166V204H165ZM175 206V205H174ZM235 206V205H234ZM17 207H18V209H21V211L20 210H18L17 209ZM50 207V206H49ZM51 207V208H52ZM58 207V206H57ZM60 207V206H59ZM98 207H100L99 208V213H97V214H93V211H90V212H92V214H93V216L91 217V215H90V217H91V221H89L90 223L89 224H96V226L98 227V225H99V223H101L100 221L102 220V219H104V215H105V213L104 212H106V214H107V212H109V214L111 213L110 211H112L111 210V207H109L110 209H107V205H106V207H104L103 205H99ZM141 207V206H140ZM152 207H154V205L152 206ZM167 207H165V209L167 208ZM168 207V208H169ZM194 207V206H193ZM203 207V206H202ZM208 207H210L209 205H208ZM228 207H229V205H228ZM251 207H252V205H251ZM8 208V209H7ZM9 208H10V210H9ZM48 208V207H47ZM55 208V205H54V207L52 208V209H54ZM65 208V209H64ZM62 207V208H57V209H59L60 211H62V213H65V212H67V214L69 213V214H72L71 213V211L73 210V211H75V208H77L78 209V207H76V203H68V206H67V208H66V206L65 207ZM80 208H81V206H80ZM112 208H114V206L112 207ZM116 208V207H115ZM138 208V207H137ZM151 208V207H150ZM189 208H190V206H189ZM201 208V207H200ZM226 208V207H225ZM241 208V206L240 207H232V209L233 210H227V212H229V213H227L229 216H227L226 214L225 215H223V216H225V217H223V218H221L220 220H224V221H227V222H225V223H229L228 222V220L229 221H231V219H240L241 217H243L244 215L243 214H245L246 212V210H245V208H244V210L242 209H240ZM250 208V207H249ZM260 208V207H259ZM44 209V208H43ZM48 209H50V208H48ZM63 209V210H62ZM67 209V210H66ZM85 209V208H84ZM118 209H119V206H118ZM117 209V211H119ZM122 209H123V206H122ZM133 209H136V207H134V205H133ZM176 209V208H175ZM178 209V208H177ZM176 209V210H177ZM193 209V208H192ZM199 209V208H198ZM260 209V210H261ZM2 210V211H1ZM22 210L24 211V212H22ZM44 210H46V209H44ZM58 210V211H59ZM70 210V212H68ZM81 210V209H80ZM88 210H90V208L88 209ZM110 210V211H109ZM114 210H116V209H114ZM125 210V209H124ZM124 210H121V215L124 213L123 211ZM127 210H129V209H127ZM126 210V211H127ZM130 210H132V207L130 208ZM167 210V209H166ZM174 210V209H173ZM180 210H181V208H180ZM203 210V209H202ZM215 210V209H214ZM16 213H15V212ZM42 211V210H41ZM52 211V210H51ZM56 211V209H54V212ZM65 211V212H64ZM84 211V210H83ZM117 211H116V213H117ZM134 211H136V210H134ZM134 211H132V212H134ZM149 211H153V209L151 210H149ZM161 211V210H160ZM163 211L165 212V210L163 209ZM211 211V210H210ZM217 211V210H216ZM216 211H215V213H216ZM225 211V210H224ZM231 211V212H230ZM254 211H255V209H254ZM256 211H259V209L257 210L256 209ZM12 212V213H11ZM54 212H52V213H54ZM78 212V211H77ZM77 212L75 211V213H76V215H78L77 214ZM86 212V211H85ZM100 212H101V214H100ZM113 212V211H112ZM146 212V211H145ZM156 212V211H155ZM157 212H158V209H157ZM156 212V213H157ZM194 212V211H193ZM218 212V211H217ZM260 212V211H259ZM33 213V214H34ZM41 213H44V211L43 212H41ZM47 213V212H46ZM45 213V214H46ZM48 213H49V211H48ZM51 213V212H50ZM58 213H60V212H56V214H58ZM79 213H81V212H79ZM102 213H104V214H102ZM115 213V212H114ZM114 213H111V214H113V215H115ZM135 213V212H134ZM214 213V214H215ZM254 213H256V212H254ZM254 213H252V214H250V215H254ZM262 213H263V211H262ZM25 214H27L28 215V212L27 213H25ZM31 214V215H30ZM33 214H32V212L31 213H29V215L32 217L33 216ZM40 214V213H39ZM44 214V215H45ZM55 214V213H54ZM66 214V213H65ZM65 214H62V215H65ZM83 214V213H82ZM82 214H81V216H82ZM108 214V215H109ZM110 214V215H111ZM127 214V213H126ZM130 214V213H129ZM137 214V213H136ZM151 214H152V212H151ZM178 214H180V213H178ZM183 214V213H182ZM181 214V216H183ZM185 214V213H184ZM213 214V213H212ZM35 215V214H34ZM43 215V216H44ZM52 215V214H51ZM51 215L49 216V218L51 217ZM60 214H58V216H59ZM61 215V216H62ZM76 215H74V216H76ZM86 215H87V213H86ZM89 215V214H88ZM103 215V216H102ZM117 215V214H116ZM131 215H133V213L131 214ZM154 215H155V213H154ZM161 215V214H160ZM173 215V214H172ZM210 215V214H209ZM248 215V213H246L245 214V216H247ZM249 215V216H250ZM259 215V214H258ZM258 215H257V217H258ZM262 214H260V216H261ZM14 216V217H15ZM40 216H41V214H40ZM47 216V215H46ZM73 216V215H72ZM102 216V217H101ZM117 216H119V215H117ZM125 216H127V215H125ZM146 216V215H145ZM164 216V215H163ZM178 216V215H177ZM194 216V215H193ZM192 216V217H193ZM211 216V215H210ZM214 216V215H213ZM215 216H217V215H215ZM215 216H214V218H215ZM219 216V215H218ZM218 216H217V218H218ZM259 216V217H260ZM263 216V215H262ZM29 217V216H28ZM34 217V216H33ZM37 217V216H36ZM36 217H34V218H36ZM42 217V216H41ZM41 217H40V219H41ZM45 217V216H44ZM44 217H43V219H44ZM55 216L53 215V218H54ZM57 217V216H56ZM113 217V216H112ZM121 217V216H120ZM124 217V216H123ZM134 217V216H133ZM133 217L131 216V219L129 220V222L130 223H132V219H133ZM139 217V216H138ZM155 217V216H154ZM153 217V218H154ZM190 217V216H189ZM189 217H186V218H189ZM202 217V216H201ZM220 217V216H219ZM238 217H240V218H238ZM251 217V216H250ZM264 217V216H263ZM45 218H47V217H45ZM68 218V217H67ZM85 218V217H84ZM111 218V217H110ZM114 218H115V216H114ZM114 218H112V219H110V221H112ZM117 218V217H116ZM115 218V219H116ZM119 218V217H118ZM130 218V217H129ZM128 218V219H129ZM148 218V217H147ZM167 218V217H166ZM185 218V217H184ZM196 218V217H195ZM194 218V219H195ZM205 218V217H204ZM208 218V217H207ZM225 218H227V220L225 219ZM252 218V217H251ZM261 218V217H260ZM13 219V220H14ZM21 219H22V221H21ZM55 219V218H54ZM57 219V218H56ZM54 220V223H52L51 225H52V227H54L55 226V228H53V229H55L54 230V232H50V236H52V238L53 239H56L57 241H56V243L58 242V241H61L59 244H58V246H56V247H54L55 246V244H53L52 243V245H51V243H48V244H50V246L49 245H47V243H45L46 242V240L49 238L50 239V236L46 239L45 237H47V236H45L44 234L42 235V236H45V237H43L44 239H45V242L43 243V244H41V243H39V242H36V241H38V240H36L35 241V237H36V239H37V236H35L34 234V236L33 235H31L30 234V232H26L25 230V232H26V235L24 236L23 234H22V232H21V229H20V231H18L17 232V230H19V229H17V228H21V227H17L16 229V231L15 230H13V228L12 229H10V227H9V225L10 224H7V226H8V229H5L4 228V230H5V232L3 231V227H4V225L2 224V229L0 228V235L2 236L3 234L7 237L8 236V234L9 235H13L14 237H12V236H9V237H11V239L10 238H7V240L8 239H10L11 241H12V239L14 238H16L15 240H17V242L15 241V240H13V242L12 243H10V240H9V242L7 243V242H4L5 243V245H6V243L8 244V245H13V243L17 246L18 245V247L16 248H13V246H15V245H13V246H11L12 248H13V250L11 249L10 251H13V252H10L9 251V253H7L6 254V252H3V246H2V248L0 247V254H3V255H0V259L4 262V264H13V263H11L10 261H12L13 260V258L14 257H18V255L20 254L19 252L21 251V252H25V253H27V252H30L31 253V258H32V256H34V258L36 257L37 258V261L39 260V262L40 263H37V261L35 260V263H37V264H42L41 262H44L47 258H48V256H50V258H51V260L50 261H53V262H55V263H57V261L59 260H62V259H65L66 258V256L65 255H70V254H79V256H77V257H81L80 255H86L87 257H88V253L91 251V249H89V247L88 246H86V245H84L83 244V246H85L84 248L86 249H84L83 248V246H82V242H83V240H81L82 242H80V240L79 241H77L78 240V237H80V235L77 233V231L79 230V228H80V226H83V225H85L84 223H83V225H78V226H76V224L74 225L73 224V226L70 224V227H67V223H64V224H66V227H64V224H60L57 220ZM73 219V218H72ZM78 219H80V216H79V218ZM82 219H83V217H82ZM86 219V218H85ZM87 219H89V217L87 218ZM109 218H107V221H109L108 220ZM122 222L125 220V219H127L126 217H124L123 219L124 220H122L121 218H119ZM135 219V218H134ZM138 219V218H137ZM137 219L135 220V221H137ZM146 219V218H145ZM192 219V218H191ZM196 219H198V218H196ZM213 219V218H212ZM212 219H211V221H210V219H209V221L210 222H212ZM253 219V218H252ZM27 220H30V219H27ZM36 220H38V218L36 219ZM65 220V219H64ZM69 220V219H68ZM75 220H77V219H75ZM84 220V219H83ZM90 220V219H89ZM119 220V221H120ZM148 220V219H147ZM151 220V219H150ZM158 220V219H157ZM174 220V219H173ZM203 219H201V224H202V222H204V221H202ZM215 220V219H214ZM218 220V219H217ZM217 220H215V221H217ZM220 220H218L215 224H217V223H219L220 222ZM234 220H232L233 222H235V224H236V221H234ZM241 220V219H240ZM246 220V219H245ZM244 220V221H245ZM248 220V219H247ZM3 221V222H4ZM31 221H33V219L31 220ZM51 221H53V220H51ZM67 221V220H66ZM79 221V220H78ZM82 221V220H81ZM105 221V220H104ZM109 221V222H110ZM114 221V220H113ZM113 221H112V223H113ZM118 221V220H117ZM127 221V220H126ZM152 221V220H151ZM185 221V220H184ZM183 221V222H184ZM193 221V220H192ZM195 221V220H194ZM193 221V222H194ZM250 221H252V220H250ZM2 222V223H3ZM7 222H9L10 223V221H7ZM11 222H13V221H11ZM36 223V225L38 226L39 225V221L37 222V221H35ZM46 222H50V221H46ZM46 222L43 224V225H45L46 224ZM58 222V223H57ZM83 222V221H82ZM86 222V221H85ZM134 222V221H133ZM141 222H143V220L141 221ZM180 222V221H179ZM182 222V223H183ZM189 223H190V221H188ZM239 222V221H238ZM242 222V221H241ZM14 224H15V222H13ZM13 223H11L12 224V226H13ZM28 223H30V222H28ZM34 223V222H33ZM32 223V224H33ZM38 223V224H37ZM62 223V222H61ZM71 223V222H70ZM77 223V222H76ZM105 223L106 222H103V225L101 224V228H99V230H98V228H97V230L99 231V233L97 234V235H95V236H97L96 237V239L97 238H99V239H97V240H102L103 239V237L102 236H104L105 237V239L108 241H110L111 242V244L110 243H108V246H109V250L111 251V249H112V244H115V242L117 241H115V239H117V238H120V237H117V235H119V234H117V232H116V235H113L115 232H112L113 230H115L113 227L111 228L112 229V236H115L114 238L115 239H113L112 238V236H110V234H111V232L110 231H106L104 228H107L108 226H109V224L108 223H106V226H107V224H108V226L107 227H104L105 226ZM117 223V222H116ZM115 223V225H119V224H116ZM129 223V224H130ZM175 223V222H174ZM195 223V222H194ZM207 223V222H206ZM206 223H205V227L207 226V228H210V227H208L209 225L207 224L206 225ZM213 223V222H212ZM221 224H222V222H220ZM230 223H232V222H230ZM27 224V223H26ZM32 224H31V228H32ZM50 224V223H49ZM57 224H58V227H59V229L57 230V228L58 227H56L57 226ZM88 224V225H89ZM123 225H124V223H122ZM135 224V223H134ZM137 224V223H136ZM165 224V223H164ZM200 224V223H199ZM200 224V225H201ZM215 224H213V225H215ZM248 224V223H247ZM249 224H250V222H249ZM256 224V225H255ZM1 225V224H0ZM16 225V224H15ZM15 225H14V227H15ZM28 225V224H27ZM48 225V224H47ZM45 225L46 226V228H51V226L50 225ZM60 225L62 226V227H64V228H60ZM114 225V224H113ZM112 225V226H113ZM126 225V224H125ZM128 225V224H127ZM138 225V224H137ZM163 225V224H162ZM172 225H173V223H172ZM187 225V224H186ZM212 225V226H213ZM222 225H224V224H222ZM226 225V224H225ZM238 226H239V224H237ZM252 225H255V227H253V228H255V231H256V229H257V231L255 232H253V230H251L252 232H250V236L252 237V239L251 240H253L254 242H256L255 244H257V249H255V252H257V253H253V254H256V260H259L258 262L260 263V261H262V258L264 259V218L263 219H259L258 218V220H255V223H253ZM11 226V225H10ZM100 226V225H99ZM121 226V228H123L122 227V225H120ZM120 226H119V228L118 229H120V230H122L121 228H120ZM132 226V225H131ZM136 226V225H135ZM134 225H133V227H135ZM140 226V225H139ZM145 226V225H144ZM147 226V225H146ZM152 226H154V225H152ZM160 226V225H159ZM164 226V225H163ZM198 226V225H197ZM202 226V225H201ZM210 226H211V224H210ZM216 226V225H215ZM229 226H231V225H229ZM234 226H236V225H234ZM247 226V225H246ZM250 226V225H249ZM24 228H25V224H24V226H23ZM27 227V226H26ZM28 227H30V224H29V226ZM36 227V226H35ZM34 227V228H35ZM91 227V226H90ZM90 227H89V229H90ZM104 227V228H103ZM111 227V226H110ZM114 227H116V226H114ZM132 227V228H133ZM169 227V226H168ZM200 227V226H199ZM203 227V226H202ZM216 227H220L219 226V224H217V226ZM222 227H224V226H221L220 228H222ZM30 228V229H31ZM34 228H32V230L34 229ZM38 228H40V227H37V229ZM41 228L43 229V227L41 226ZM83 228V227H82ZM91 228H93V227H91ZM95 228V227H94ZM93 228V229H94ZM103 228V231L101 230ZM128 228V227H127ZM126 228V229H127ZM147 228H149V227H147ZM175 228V227H174ZM184 228V227H183ZM190 228V227H189ZM204 228V227H203ZM214 229H215V227H213ZM226 228H227V225H226ZM231 228V227H230ZM229 228V229H230ZM251 228V227H250ZM249 228V229H250ZM253 228H251V229H253ZM29 229V228H28ZM44 229H45V227H44ZM52 228L51 229H48V230H53ZM84 229L87 231V229L84 227ZM89 229H88V231H89ZM108 229L109 230H111L109 227H108ZM107 229V230H108ZM129 229H130V226H129ZM136 229V228H135ZM151 229V228H150ZM224 229V228H223ZM223 229H221L222 231H223ZM246 229V228H245ZM7 230V231H6ZM31 230V231H32ZM35 230V229H34ZM33 230V231H34ZM38 230H40V231H42L41 229H38ZM47 230V229H46ZM96 230V229H95ZM94 230V231H95ZM97 230L95 231L96 233H97ZM104 230H105V232H104ZM124 230H125V228H124ZM124 230H123V232H124ZM140 230V229H139ZM145 230V229H144ZM153 230V229H152ZM151 230V231H152ZM165 230H167L166 228H165ZM173 230V229H172ZM179 230V229H178ZM192 230V229H191ZM194 230V229H193ZM195 230H196V228H195ZM200 230V229H199ZM202 230V229H201ZM204 230V229H203ZM226 230V229H225ZM228 230V229H227ZM226 230V231H227ZM263 230V231H262ZM23 231V230H22ZM24 231H23V233H24ZM28 231V230H27ZM45 231V230H44ZM44 231H42V232H44ZM80 231V230H79ZM81 231H82V229H81ZM85 231V232H86ZM88 231H87V235H88ZM90 231H93V230H91L90 229ZM89 231V232H90ZM101 231V232H100ZM130 231V230H129ZM129 231H126V232H128L129 234L131 233V234H133V235H136L137 236V233L138 232H140V231H138L137 232V230H135L137 233H135V231H134V228L129 232ZM142 231V230H141ZM150 231V230H149ZM158 231V230H157ZM174 231V230H173ZM173 231H172V233H173ZM180 231V230H179ZM186 231V230H185ZM185 231L183 232V233H185ZM188 231H189V229H188ZM198 231V230H197ZM205 231V230H204ZM203 231V232H204ZM220 230H219V228H217V230L215 231V230H213L212 229V237H214L216 240L218 239H222L223 238V236L224 235H222L223 233H224V231H223V233L221 234V231L219 232ZM225 231V232H226ZM229 231H231V230H229ZM236 231V230H235ZM21 232V233H20ZM39 232V231H38ZM41 232V233H42ZM147 232V231H146ZM171 232V231H170ZM175 232H177V231H175ZM181 232V231H180ZM195 232V231H194ZM242 232V231H241ZM2 233V234H1ZM6 233V234H5ZM10 233H12V234H10ZM34 233V232H33ZM51 233H53V234H51ZM82 233V232H81ZM101 233V234H100ZM102 233H104L103 235H102ZM118 233H119V230H118ZM121 233V232H120ZM125 233V232H124ZM128 233H125V235L126 234H128ZM162 233V232H161ZM164 233V232H163ZM188 233V232H187ZM190 233H191V231H190ZM199 233V232H198ZM208 233V232H207ZM206 233V234H207ZM211 233V232H210ZM229 233V232H228ZM227 233V234H228ZM231 233H232V231H231ZM244 233V232H243ZM25 234V233H24ZM35 234H37V233H35ZM48 234V232H46V235ZM79 235L78 237H77V239L75 240L74 239V237H76V235ZM95 234V233H94ZM101 236H100V235ZM139 234V233H138ZM145 234V233H144ZM179 234V233H178ZM200 234V233H199ZM236 234V233H235ZM98 235L100 236V237H98ZM141 235V234H140ZM161 235V234H160ZM179 235H181V234H179ZM178 235V236H179ZM191 235V234H190ZM204 235H205V233H204ZM208 235V234H207ZM206 235V236H207ZM229 235H231V234H229ZM234 235V234H233ZM248 235V234H247ZM42 236H40L39 235V237H42ZM65 236H67V237H65ZM68 236H73V239H74V241H75V243H73L72 241V243L71 242H69L70 241V239L72 240V237L70 238V239H68ZM82 236V235H81ZM84 237H85V235H83ZM94 236V235H93ZM113 239H111L110 237ZM121 236V235H120ZM131 236V235H130ZM142 236V235H141ZM145 236V235H144ZM147 236V235H146ZM148 236H150L149 234H148ZM172 236V235H171ZM193 236H195V237H197L196 235H195V233L191 236V239H192V237ZM226 236V235H225ZM224 236V237H225ZM228 236V235H227ZM39 237H38V239H39ZM63 237V238H62ZM84 237H82V238H84ZM102 237V239H100ZM117 237V238H116ZM128 237V236H127ZM126 237V238H127ZM140 237V236H139ZM138 237V238H139ZM165 237H167V235L165 236ZM202 237H204V236H202ZM210 237H211V235H210ZM211 237V238H212ZM232 237V236H231ZM251 237H249V238H251ZM2 238L3 237H0V239L2 240ZM67 238V239H66ZM91 238V237H90ZM90 238H87V239H90ZM94 238V237H93ZM109 238V239H108ZM126 238L124 239V234H123V238H121L122 239V241H123V239L124 240H126ZM131 237H129L128 239H130ZM138 238H137V240H138ZM171 238V237H170ZM194 238V237H193ZM199 238H200V236H199ZM211 238H209V239H211ZM248 238V237H247ZM3 239H5V238H3ZM42 239V238H41ZM40 239V240H41ZM53 239H51V241L53 240ZM59 239V240H58ZM92 239V238H91ZM90 239V240H91ZM95 239V238H94ZM94 239H92V240H94ZM95 239V240H96ZM104 239V240H105ZM132 239V238H131ZM134 239H135V237H134ZM141 239V238H140ZM139 239V240H140ZM149 239V238H148ZM176 240H177V238H175ZM187 239V238H186ZM185 239V240H186ZM190 239V237H189V240H191ZM195 239V238H194ZM208 239V240H209ZM224 239V238H223ZM230 239V238H229ZM233 239H235V238H233ZM237 239V238H236ZM243 239V238H242ZM242 239H240V241L242 240ZM43 240V239H42ZM133 240V239H132ZM136 240V239H135ZM138 240V241H139ZM142 240V239H141ZM149 240H152V237L149 239ZM148 240V241H149ZM161 240V239H160ZM159 240V241H160ZM166 240V239H165ZM169 240V239H168ZM170 240H172V239H170ZM182 240V239H181ZM188 240V239H187ZM186 240V241H187ZM232 240V239H231ZM249 240V239H248ZM247 240V241H248ZM3 241V240H2ZM50 241V240H49ZM107 241H106V243H107ZM115 241V242H114ZM134 241V240H133ZM137 241V242H138ZM144 241V240H143ZM146 241V240H145ZM147 241V242H148ZM155 243L157 242V241H155V240H153ZM173 241V240H172ZM180 241V240H179ZM215 241V240H214ZM41 242H43V241H41ZM54 243H55V240L53 241ZM88 242H90V241H88ZM126 242V241H125ZM131 242V241H130ZM135 242L136 241H134V244H135ZM154 242H150V243H154ZM163 242V241H162ZM167 242H169V241H167ZM180 242H182V241H180ZM197 242H198V240H197ZM222 242V241H221ZM234 242V241H233ZM252 242V241H251ZM250 242V245H252L253 243H251ZM1 243V242H0ZM10 243V244H9ZM68 243V244H67ZM101 243V242H100ZM103 243H104V245L106 244L104 241H103ZM119 243H121V242H119ZM119 243H116L115 245L117 246H115L117 249H119V251H122V250H120V247L118 248V246H120L121 245V247L122 248H124V250H126L127 248L125 247V246H127V245H125L126 243H129V242H126L125 244H123L124 243V241L121 243V244H119ZM133 243V242H132ZM132 243H130V244H132ZM139 243V242H138ZM206 243V242H205ZM225 243H227L228 244V242H225ZM1 244H3V243H1ZM71 244H73V245H71ZM95 244V248H97V247H100V246H102V247H105L104 245H98L97 247H96V244L97 243H94ZM117 244H119V245H117ZM128 245V247L129 246H131V245ZM143 243H140V244H136V248L138 247L137 245H142ZM146 244V243H145ZM161 244V243H160ZM177 244V243H176ZM189 244V243H188ZM199 244V243H198ZM202 244V243H201ZM236 244V243H235ZM57 245V244H56ZM71 245V246H70ZM123 245H124V247H123ZM144 245V244H143ZM147 245V244H146ZM179 245V244H178ZM186 245V244H185ZM196 245V244H195ZM214 246H215V244H213ZM218 245H220V244H218ZM231 244H229V246H230ZM93 246V245H92ZM92 246L90 247V248H92ZM108 246H107V248L106 249H108ZM172 246V245H171ZM203 246V245H202ZM204 246H205V244H204ZM214 246H213V248H214ZM232 246H234V245H232ZM10 247V248H11ZM54 247V248H53ZM93 247V248H94ZM134 246H132V248H133ZM142 247V249H141V252H142V250L143 249H146L147 250V248H143V246H141ZM146 247H148V246H146ZM160 247H161V245H160ZM200 247V246H199ZM199 247H197V248H199ZM218 247V246H217ZM245 247V246H244ZM248 247H249V245H248ZM252 247V246H251ZM5 248V247H4ZM7 248H9V246L7 247ZM9 248V249H10ZM114 248V247H113ZM116 248H114V251H112V252H114L113 254H115V256H113V254H112V256H110L111 258L110 259H112V257H114L113 259L114 260H117V258H120L121 257V255L122 256H126V258L127 257H129V256H131V254H130V250L132 249H127V250H129L128 252H126L125 251V253H120L118 250H117V252H119V253H115V251H116ZM158 248V247H157ZM205 247H203V249H204ZM206 248H208V244H207V246H206ZM211 248V247H210ZM234 248H236V247H234ZM256 248V247H255ZM88 249V250H87ZM98 249V248H97ZM169 248H167V251L169 252V250H168ZM173 249V248H172ZM190 249V248H189ZM237 249H240L238 246H237ZM236 249V250H237ZM250 249V248H249ZM251 249H254V248H251ZM8 250V249H7ZM83 250H84V253H83ZM92 250H96V249H92ZM101 250H103V249H101ZM124 250L122 251V252H124ZM133 250L134 251H136L137 249H134L133 248ZM138 250H140V247H139V249ZM149 250V249H148ZM152 250V249H151ZM198 250V249H197ZM211 250H212V248H211ZM224 250H225V248H224ZM233 250V249H232ZM248 250V249H247ZM257 250V251H256ZM153 251V250H152ZM171 251V250H170ZM234 251V250H233ZM244 251H246V250H244ZM85 252H88V253H85ZM93 252V258L94 259H91L92 258V255L90 254V253H92ZM92 252H90L89 254L91 255V256H89L88 258L86 257V259H83V257L81 258V260L83 259L84 261H81L80 263H79V261L80 260H75L77 257L75 256V259L72 257L73 255H70L71 256V259L73 258V260H67V261H65V263L64 262H61V263H64V264H101L100 262H103V263H105L106 261V257L107 258H109L108 257V255H105V260H103V257L102 256H100V258L102 257V260L101 259H97V261H95V257L98 255V253H97V255H95V251H92ZM100 252H102V251H100ZM99 252V254H101ZM111 252V253H112ZM146 252V251H145ZM144 252V253H145ZM173 252V251H172ZM175 252V251H174ZM177 252V251H176ZM189 252V251H188ZM218 252V251H217ZM243 252V251H242ZM242 252H241V254H242ZM250 252V251H249ZM5 253V254H4ZM32 253H34V254H32ZM104 253V252H103ZM109 253V252H108ZM107 253V254H108ZM111 253H109V254H111ZM128 253L130 254V255H128ZM136 253V252H135ZM134 253V254H135ZM139 253H140V251H139ZM138 253V254H139ZM149 253V252H148ZM156 253V252H155ZM159 253V252H158ZM161 253V252H160ZM163 253V252H162ZM191 253V252H190ZM202 253H203V251H202ZM201 253V254H202ZM206 253V252H205ZM244 253V252H243ZM246 253V252H245ZM119 254H121V255H119ZM152 254V253H151ZM181 254V253H180ZM192 254V253H191ZM207 254V253H206ZM247 254V253H246ZM102 255V254H101ZM117 255H119V257H117ZM141 255V254H140ZM140 255H138L139 257H135V256H137V255H134V257H129V258H131L130 260L127 258V260L126 261H130V263H133V264H135V261H132V258L134 259V258H139V261H140V259H142V258H140ZM144 255V254H143ZM142 255V256H143ZM155 255V254H154ZM158 255V254H157ZM187 255V254H186ZM197 255V254H196ZM203 255V254H202ZM215 255H217V254H215ZM234 255V254H233ZM21 256V255H20ZM29 259H30V254H28L27 253V255H26ZM46 256H47V258H46ZM124 256V257H125ZM146 256H148V255H146ZM153 256V255H152ZM151 256V257H152ZM167 256V255H166ZM179 256V255H178ZM191 256V255H190ZM206 256V255H205ZM204 256V257H205ZM219 256H222V255H219ZM225 256V255H224ZM229 256V255H228ZM232 256V255H231ZM236 256V255H235ZM235 256H234V258H235ZM23 257V256H22ZM25 257V256H24ZM27 257H25V258H27ZM91 257V258H90ZM123 257V258H124ZM154 257V256H153ZM193 257V256H192ZM203 257V256H202ZM207 257H208V255H207ZM211 258H213L212 256H210ZM210 257H208V258H210ZM19 258V257H18ZM24 258V259H25ZM27 258V262H20V260H17V261H19V262H14V264H34V262H31V260L32 261H34L33 260V258L32 259H30V261H29V259ZM70 257L68 256L67 257V259H69ZM144 258V257H143ZM175 258V257H174ZM197 258V257H196ZM226 258V257H225ZM243 258V257H242ZM246 258V257H245ZM15 259V258H14ZM23 259V260H24ZM109 259V261H111ZM112 259V260H113ZM121 259V258H120ZM148 259V258H147ZM149 259H150V257H149ZM148 259V260H149ZM155 259H157V258H155ZM170 259V258H169ZM177 259V258H176ZM199 259V258H198ZM201 259V258H200ZM227 259V258H226ZM236 259H238L237 258V256H236V258H235V260ZM41 260V261H40ZM66 260V259H65ZM77 261V262H75V261ZM108 260V259H107ZM113 260V262H111V264L113 263V264H116V262L117 261H114ZM134 260H136V262H137V264H139V263H141V262H139L138 261V259H134ZM215 260V259H214ZM225 260V259H224ZM223 260V261H224ZM248 260V259H247ZM2 261H0L1 263L0 264H3L2 263ZM22 261V260H21ZM26 261V260H25ZM58 261V262H59ZM62 261H64V260H62ZM69 261V262H68ZM72 261H74V262H72ZM99 261V262H98ZM118 261H120V260H118ZM124 261H125V258H124ZM232 261V260H231ZM236 261H238V260H236ZM240 261V260H239ZM238 261V262H239ZM244 261H245V259H244ZM31 262V263H30ZM48 262V260L47 261H45L44 263H47ZM115 262V263H114ZM139 262V263H138ZM145 262V260L143 259V263ZM175 262V261H174ZM179 262V261H178ZM190 262V261H189ZM188 262V263H189ZM217 262H218V260H217ZM229 262V261H228ZM234 262V261H233ZM232 262V263H233ZM247 262V261H246ZM257 262V263H258ZM263 262H264V260H263ZM54 263V264H55ZM60 263V262H59ZM102 263V264H103ZM122 264H124L123 262H121ZM151 263V262H150ZM183 263H184V261H183ZM215 263V262H214ZM248 264H249V261L247 262ZM246 263V264H247ZM255 263V262H254ZM47 264H50V263H47ZM52 264V263H51ZM58 264V263H57ZM106 264V263H105ZM107 264H109V262H107ZM119 264V263H118ZM127 264V263H126ZM145 264V263H144ZM157 264V263H156ZM159 264V263H158ZM170 264V263H169ZM172 264V263H171ZM181 264V263H180ZM187 264V263H186ZM211 264V263H210ZM234 264H236V262L234 263ZM240 264V263H239ZM250 264H252V262L250 263ZM256 264V263H255Z\"/></svg>",
    "mask_w": 264,
    "mask_h": 264
},
{
    "label": "rangeland",
    "instance_id": "rangeland-1",
    "mask_svg": "<svg viewBox=\"0 0 264 264\" xmlns=\"http://www.w3.org/2000/svg\"><path fill=\"white\" fill-rule=\"evenodd\" d=\"M16 1V2H15ZM15 1H13V0H0V4H4V5H17V8H20L22 11L24 10V9H26V8H28L31 4L32 5H36L37 4V2H39V1H41V0H15ZM29 1V2H28ZM42 1H44V0H42ZM108 1H111V2H113L115 5H117V6H120V7H122V8H124V9H126V10H129V11H131V12H134V13H137V14H142V15H145V16H150V17H155V15L157 14L158 16H157V21L160 23L161 22V24L162 25H164V26H166V27H168L169 26V28L171 29L172 28V30H175V31H180V32H182V33H191L192 35L194 34V35H196V37L198 38V39H202V40H211L212 42H214L215 44L216 43H219V45H221V46H226V47H228V48H232V50H236L235 52H239V53H241V54H244L243 56H248L247 58H254V57H256V59H259V58H261L260 60H262L263 62H264V55L263 54H260V53H258V54H255V52H254V50L253 51H250V49L248 48V47H246L245 46V44H243L242 42H241V40H238V41H229V39L228 38H225L226 37V35H224V34H222L221 36L220 35H214V33H213V31H206V30H200L198 27H194L193 25H190V24H188L187 22H185L184 20H178V19H174V16H173V18H171L172 16H169L170 18H168V17H166V16H168V15H162V14H160V13H158V12H155V11H153V13H152V11L150 10V11H147L148 9H144V7H142V6H140V7H142L141 9H140V7H139V5H138V3H136V2H132V1H129L130 3H131V5H130V3L129 2H127V0H108ZM7 2V3H6ZM124 2H127V3H124ZM12 3V4H11ZM18 3V4H17ZM28 3V4H27ZM21 4V5H20ZM132 4H133V6H132ZM134 4L136 5V6H134ZM29 5V6H28ZM24 6H25V8H24ZM22 7H23V9H22ZM134 7L136 8V9H134ZM139 7V8H138ZM138 8V9H137ZM140 10H142V11H140ZM145 12H144V11ZM137 11V12H136ZM138 11H139V13H138ZM146 12H148V13H146ZM149 12H150V14H149ZM154 13H155V15H154ZM152 14V15H151ZM9 15V14H8ZM4 15H2V14H0V38L2 39V38H5V43H6V47H5V44H4V42H2L3 40H1L0 39V41H1V43H0V47H1V44L3 43V48L5 47V49L2 51V54H0V77H1V79L2 80H0V89L2 88L3 89V87H1V86H3V85H1V84H3V83H8V84H10L11 85V83H13L12 85L14 86V85H16V88L18 89V91L20 90V88L22 87V88H26V89H30V91H31V88L33 87L32 85H37V84H30V83H33V81H31L30 82V77L31 76H38L39 75V73H40V69H42V67H48L47 66V63H46V60L44 59V57H43V59L41 60V58H42V56L40 55V54H35L36 52H35V49H36V47L35 46H40V45H38V43L36 44V43H29V42H26V43H24V39H16V38H18V37H16V35H17V32L14 30V29H12V28H10L7 24H6V17L4 16ZM158 17H160V18H158ZM162 17V18H161ZM165 17V18H164ZM160 20V21H159ZM2 21V22H1ZM32 25V24H31ZM1 26H2V28H1ZM192 26V27H191ZM194 27V28H193ZM9 28H10V30H9ZM174 28V29H173ZM195 28H197V29H195ZM5 30V31H4ZM86 30L87 29H82V32L84 31L85 33H86ZM182 30V31H181ZM5 32V33H4ZM12 32H13V34H12ZM81 32V30L79 31V35L78 36H83V34H84V32H83V34H81L80 33ZM213 34H212V33ZM8 33H10V34H12V35H10V34H8ZM190 34V35H191ZM193 35V36H194ZM261 35V34H260ZM259 35V36H260ZM225 36V37H224ZM262 36V35H261ZM264 36V35H263ZM84 37L86 38V35L84 34ZM11 38V39H10ZM14 38H15V40H14ZM84 38V39H85ZM204 38V39H203ZM8 39H9V41H8ZM80 39V38H79ZM15 41V42H13L12 43V41ZM214 40V41H213ZM231 40H234V38L233 39H231ZM237 40V39H236ZM6 41H8V43L11 41V45H9V46H7V42ZM21 42V43H19V42ZM216 41V42H215ZM232 42H235V43H232ZM242 43V44H241ZM26 44V45H25ZM32 45V47H31V45ZM36 44V45H35ZM23 45V46H22ZM26 47H25V46ZM27 45H29V46H27ZM33 45H34V47H33ZM24 47V48H23ZM6 48H9V49H6ZM20 48V49H19ZM26 48V49H25ZM2 49V48H1ZM12 49V50H11ZM23 51H22V50ZM6 50H9V52H8V55L10 56V59L7 57V55H5V53H7L6 52ZM15 50V51H14ZM20 50V51H19ZM231 50V49H230ZM4 51H5V53H4ZM11 51V52H10ZM19 53H18V52ZM20 52H21V54H20ZM1 53V52H0ZM10 53V54H9ZM13 53V54H12ZM18 55H17V54ZM256 53H257V51H256ZM4 54V55H3ZM16 54V55H15ZM1 55H2V57H1ZM14 55V56H13ZM22 55H23V57H22ZM40 55V56H39ZM258 55V56H257ZM262 55V56H261ZM15 57V58H14ZM22 57V58H21ZM39 57V58H38ZM259 57V58H258ZM24 59V61L22 60V61H20L19 59ZM8 59H9V61H8ZM17 61H16V60ZM26 59V60H25ZM137 58H131V60L129 59V61L128 60H126V61H123V63L121 62V64H119L120 66H118L119 68H117V69H119V73H121L122 71V73H121V75L122 74H124V76H125V74H126V76L125 77H127V75H128V77L127 78H129L130 76L129 75H131L130 74V71L127 69V70H124L125 68H126V64L127 65H130V63L132 64L133 62H136V63H138L139 61L138 60H136ZM255 59V58H254ZM10 60H11V62H10ZM19 60V61H18ZM132 60H133V62H132ZM136 60V61H135ZM5 61V62H4ZM10 62V63H8V62ZM14 63H13V62ZM31 61H32V63H31ZM131 61V62H130ZM4 62V63H3ZM19 62V63H18ZM125 62H126V64H125ZM18 63V64H17ZM75 63V62H74ZM7 64V65H6ZM11 64V65H10ZM15 64V65H14ZM89 64V63H88ZM122 64H124L123 66H124V69L122 68ZM23 65V66H22ZM45 65V66H44ZM49 65V64H48ZM132 65H134V63L132 64ZM91 66H93V65H91ZM91 66H89V68L91 67ZM5 67V68H4ZM14 67V68H13ZM17 67V68H16ZM44 68V69H45ZM92 68V70L90 71V72H94L95 71V69L93 68V67H91ZM90 68V69H91ZM6 69V70H5ZM23 69V70H22ZM27 69V70H26ZM94 69V70H93ZM213 68H211V70H212ZM26 70V71H25ZM72 70V69H71ZM120 70H122L121 72H120ZM141 70H144V69H141ZM140 70V74L138 73L139 71L137 70V71H132V73L134 72V77H132V75H131V77L132 78H136L135 80L136 81H138L140 78L141 79H143V80H139L140 81V83H141V81H142V83H143V81L145 80V78H146V70L145 71H141ZM203 70H205V68L204 69H202V72H201V70H198V72H201V73H199V74H204V75H201V76H204V80H202V81H204V82H202V84H199V85H195V86H192L193 88H191V87H188V86H184L183 87V89L181 88L182 86H176V87H178L179 89H177L176 87V89L174 90V88L171 90V91H168L169 93H172V94H174V95H177V96H181V100L182 101H185L186 103H188L189 105H191L193 108H196L198 111H199V114H200V116H199V118L198 119H196L194 122H192V124L194 125H192L191 124V126L189 125V127L187 128V126L186 127H184V128H177L178 126H177V120H178V118H177V116H176V113H177V111L176 110H174V109H176V107L175 106H171V107H168L165 103H162V104H160L161 105V107H164V108H167L166 110H162V108H160L159 109V107H160V105L158 104V97L160 96L161 97V93H165L166 94V92H163V90H168L167 89V85H165V83L163 82V84H162V82H160L159 83V88H158V93H157V91H156V88L158 87H156L154 90V92H152V90H151V92L150 91H147L148 93L146 94H143L144 92H142V94H138V92H139V90L138 91H136V89L134 90V91H132L131 93H133L134 92V95L135 94H138L137 96H140V97H137L136 98V95L135 96H133V97H131V98H129L130 97V94H128L129 92H130V90H127V97L130 99H127L126 100V102H127V105L128 106H125V105H123V106H121V108L123 107L124 109H126L127 107H129V108H127V111H128V109H130L131 107H133V108H131V110H134V111H136V112H138L140 115H141V113L143 114V112H145L143 115L145 116V118H147V119H149L150 121H153L154 123L155 122H159L158 124H164L165 123V125L166 126H164L165 127V131H166V133L163 135V134H161V132L160 133H158V132H155V130H152L154 133H151L152 134V137L150 138V139H143L142 140V136H138L136 133L137 132H135V130H136V128H134L135 130H125L124 129V133L122 132V134H118V135H115V137H114V135H113V132H109V128H108V124L106 123V122H104L103 121V123L100 121V124L99 123H95V125L93 124V127L94 126H96V129L98 130V131H95V133H96V135L95 136H93V134L92 135H88V136H84L83 134L81 135H79L78 133H80L81 131H77L78 133H75V134H77L76 135V137H75V135H74V133H73V138H75V141H76V144H78V142H79V144L81 145V146H78V145H76L75 144V146L78 148V150H79V152H80V154H81V156H79V158H75L73 161L71 160V158L70 159H67L68 161H66V160H63V159H61V160H58V161H60V162H58L57 160H50V159H48L49 158V156L48 157H46L47 156V154L49 153V152H47L46 153V155H45V152H43V154H44V156H43V154H42V152H41V150L40 149H38L37 150V152H36V149H34L35 148V146H37L38 148H39V146L41 145H36V144H34L35 146H32L33 148V152H32V154H30V153H27V154H25L24 152H23V154L22 153H20V154H15V156L13 155V158H12V156H5V155H2V154H4V153H2L1 151H0V160H9L10 159V161H11V159H12V162L15 164V163H18L17 165H15L14 166V164H13V166H11L10 165V167L12 168V169H10L9 168V172H10V174H9V172H8V174L7 175H10V176H7V179H6V176L5 175H3V176H5V177H3L2 176V174H1V176L3 177H1L0 178V181H2L1 182V184H0V187L2 186V189L0 188V191L2 190V192L0 193V209L1 208H6L7 206L9 207V202H7L6 203V201L10 198H12L11 200H13L14 199V197L16 198L17 197V195H18V197H20L19 199H22V202H21V200H19V199H15L14 200V202H16V204L18 205L20 202L22 203V204H19V205H21V207H22V205H23V207L21 208V209H24L25 208V204H26V208H28V210L26 209V210H24V211H26V212H24L23 210H22V212H24L23 213V215L24 216H22V217H20V218H22V219H24L25 217H27V218H25L24 219V221H27V222H22V223H20L21 225H19V223H17L18 221H16L14 218H16V219H18L19 220V218H17V217H19L18 215H16V214H14L13 213V216H12V219L11 220H9L11 217H7V220H0V228L2 229V224L4 225V227H3V231L5 232V230H4V228L7 226V224H10L9 225V227H10V229H12L13 228V230H17V229H19V230H17V232L18 231H20V229H21V232H22V234L25 236L26 235V232H30V234L31 235H35V236H37V239H36V237H35V241L36 240H38V241H36V242H39V243H41V244H43L44 242H45V239L43 238V237H45V236H47V237H45L46 239L50 236L49 234H50V232H54V230L55 229H53V228H55V226L54 227H52V223H54V220L56 219L60 224H64V223H67V227H70V224L73 226V224L75 225L76 224V226H78V225H83V223L85 224V225H83V226H80V228H79V230L77 231V233L80 235V237H78L79 235L77 234L76 235V237H74V239L76 238L77 239V237H78V240L77 241H79L80 240V242H82L81 240H83V242L81 243L82 244V246H83V244L84 245H86V246H88L89 247V249H91V251L90 252H92V251H95V255H97V253H98V255L95 257L96 259H95V261H97V259L99 260V259H101L102 260V257H103V260H105V255H108V257L109 258H107L106 257V264H107V262H109V264H111V262H113V260L115 259L114 257H112V259H110L111 257L110 256H112V254L114 253V252H112V251H114V248H116L117 246L115 245L116 243H119V242H123L124 241V243L123 244H125L126 242H129V243H126L125 245H127V246H125L127 249H131L132 248V246H134L133 248L134 249H137L136 251H134L133 250V248L129 251V250H124V248H122L121 247V245L120 246H118V248L120 247V250H124V252H122V251H119V249H117L116 248V251H115V253L117 254V253H125V251L126 252H130V254H131V256L132 257H134V255H137V256H135V257H139L138 255H140V258H142V259H140V261H139V258H134V259H138V261L139 262H141V263H139V264H234L235 262H236V264H246L248 261H249V264L252 262V264H264V262H263V258H262V261H260V263L258 262L259 260H256V254H253V253H257V252H255V249H257V244H255L256 242H254L253 240H251L252 239V237L250 236V232H252L251 230H253V232L255 231V228H253V227H255V225H252L253 223H255V220H258V218L259 219H263L264 217V206H263V209H261L262 208V206H260L259 204H263L264 202V187H262V186H264V157H262L264 154V108H261V109H257V110H254V111H252V112H248V113H244V112H242L243 111V109H242V106L244 105V102H242V101H244L243 99H244V96L242 97L241 96V98H240V100H238V101H236V99L235 100H233L231 97H230V95H231V91L229 90V89H231L230 88V86L232 87L233 85L232 84H230V83H234L233 81H227L226 82V80L225 81H222L223 80V78H221L220 77V75H219V73H220V70H219V72H216L215 70H216V68H215V70H213V71H215V72H210L209 73V71H211L210 69H207L206 68V70H209V71H207V75L205 74V71H204V73H203ZM217 70V71H218ZM19 71H20V73H19ZM39 71V72H38ZM78 71V69L76 70V71H74L75 73ZM86 70H84L83 72L81 71L80 72V70H79V72H77V73H80V74H77V75H73V74H75L74 72H73V74H72V72L69 70V74H68V76L70 75V73H71V75L69 76L70 77V79H68L67 81H66V84H64L65 82H63V84L65 85L64 87H63V85H61V81H60V79H58L57 78V80H59V81H56V82H58V84H60L59 86H61V87H59V90H60V88H66L65 90L62 88L60 91L58 90V87H57V94L56 95H60L61 97H60V99H58L59 98V95L56 97V95H55V98H57L56 100H55V98L53 99V97L51 98V100H52V102L53 103H48V104H52L54 107H51V108H49L50 107V105H48L47 107H46V109L45 110H43V111H46V112H49L50 111V109H51V111H50V115H53V117H56L57 115H61L63 112H71L70 114H79L80 113V110L84 107V106H86L88 109L90 108V107H92L93 109H95L96 107L98 108V106H101L100 104H102V106L101 107H99L98 109H103L104 110V107L105 108H107V109H105V110H108V108H110V101L108 100V101H105V103L107 102H109L108 104H109V106H108V104H106L105 105V103H103V102H99L100 101V99L99 98H101L102 97V95H103V93H109V92H111L112 90H111V88H110V91H104L103 90V92L102 91H100V89H101V87H100V89H95L96 87H98V85L100 86V84L101 83H99V82H97V77H98V75L97 74H95V76H91V79L92 80H90V74L91 75H93V72L92 73H88L89 72V70H87V73L89 74V75H87V73L85 72ZM9 72V73H8ZM84 72H85V74L87 75V76H85V74H84ZM108 72V71H107ZM114 73H116L115 71H113ZM113 72H110V73H108V74H106V72H104L105 73V75H106V78L109 76V77H113V75H114V73ZM125 72V73H124ZM35 73V74H34ZM38 73V74H37ZM84 74V76H83V74ZM137 73V74H136ZM144 73V74H143ZM209 73V74H208ZM215 73H217V76H216V74ZM14 74V75H13ZM17 74H20V77L17 75ZM113 74V75H112ZM2 75V76H1ZM12 75V76H11ZM108 75V76H107ZM112 75V76H111ZM136 75V76H135ZM138 75V76H137ZM143 75V76H142ZM205 75H206V77H205ZM15 76H16V79H15ZM72 76H74V77H72ZM97 76V77H96ZM104 76V75H103ZM222 76V75H221ZM9 77L11 78L10 80H14V81H10V80H8L9 79ZM82 77V78H81ZM92 77H96V79L95 80H93L94 78H92ZM105 77V76H104ZM130 77V78H131ZM137 77H139L138 78V80H137ZM145 77V78H144ZM216 77V78H215ZM223 77V76H222ZM255 77V76H254ZM4 78H7V80L8 81H10V83L8 82V81H3L4 80ZM28 78V79H27ZM222 80H221V79ZM73 79V80H72ZM202 79H203V77H202ZM252 80L254 79V78H251ZM251 79H250V81H249V85H250V83H251ZM6 80V79H5ZM70 80V81H69ZM89 80V81H88ZM220 80V81H219ZM3 81V82H2ZM87 81V82H86ZM95 83V82H97L98 83V85L96 84L95 86V88H93V82ZM139 81L137 82V83H139ZM17 82V84H14V83H16ZM27 82V83H26ZM53 82H55V81H53ZM53 82H51V84L53 83ZM85 82V83H84ZM88 82H90V83H88ZM91 82L93 83V84H91ZM219 82V83H218ZM222 82V83H221ZM82 83H83V85L84 84H86V86H90L91 87V90H90V92H89V94H90V96L92 97H87L88 99H91L90 101H88V99L83 95V94H85L86 93V91H89V89H90V87H89V89L88 88H86V86L84 85H82ZM205 83V84H204ZM227 83V84H226ZM5 84V85H6ZM68 84V85H67ZM70 84V85H69ZM72 84V85H71ZM144 85H145V87H146V84L145 83H143ZM143 84H141V86L143 85ZM224 84V85H223ZM229 84V85H228ZM4 85V86H5ZM29 87H28V86ZM93 85V86H92ZM207 85V86H206ZM228 85V86H227ZM12 86V90H10V92L9 93H11L10 95H5V96H7L8 97V99L5 97V99L9 102V103H12L13 102V104H9V106L11 105V107L12 108H10L9 110H11V109H13L12 111H16V114H17V111H20V112H18V114L17 115H15L14 117H16V116H18L16 119L15 118H13V114H12V117H11V115H10V117L11 118H13V120H15V121H13L14 123L16 122V126H18L19 124V126H22L23 127V129L24 128H26L27 129V131H29V129H31L30 127H32V123L31 122H34V120H35V118L36 119H38V117L41 115V113H42V110H40L41 109V107H40V109H39V107L37 106V105H32L31 107L29 106L28 108H27V106H26V104L25 105H20V104H17V101L18 100H16V98H18L17 96H15L14 97V95H15V93L17 92H15V89L16 88H14ZM32 86V87H31ZM76 86V87H75ZM102 86H103V89H105V87H104V85L102 84ZM138 86H140L139 84H138ZM162 86V87H161ZM209 86V87H208ZM213 86V87H212ZM20 87V88H19ZM54 87V86H53ZM79 89H78V88ZM82 87V88H81ZM86 88V89H84V91H83V88ZM144 87V86H143ZM142 87V88H143ZM186 87H188V88H186ZM199 87V88H198ZM34 88V87H33ZM35 88H37V89H35V90H37L38 91V85H37V87H35ZM68 88V89H67ZM70 88V89H69ZM76 90H75V89ZM166 88V89H165ZM181 88V89H180ZM184 88L185 89H187L188 91H186V90H184ZM202 88V89H201ZM1 89V90H2ZM10 89H11V86H10ZM29 89H28V91H29ZM106 89L107 90H109V87L107 88L106 87ZM146 88H143L142 89V91H144ZM160 89H161V91H160ZM163 89V90H162ZM201 89V90H200ZM1 90H0V92H1ZM9 90V89H8ZM33 90V89H32ZM126 90H124V92L126 91ZM178 90V91H177ZM213 90V91H212ZM227 90V91H226ZM12 91V92H11ZM34 91V90H33ZM37 91H35V93L37 92ZM61 92V93H59V92ZM76 91V92H75ZM81 91L83 92L82 94H81ZM95 91V92H94ZM97 91V92H96ZM100 91V94H101V92H102V95L100 96V94L98 93ZM129 91V92H128ZM264 91V90H263ZM63 92H66V93H63ZM136 92V93H135ZM141 92V91H140ZM156 92V93H155ZM167 92V93H168ZM176 92V93H175ZM227 92V93H226ZM230 92V93H229ZM8 93V94H9ZM38 93V92H37ZM62 93L64 94V95H62ZM71 93H72V95H71ZM98 93V99H97V97H96V99L98 100V102L99 103H97V100H93L95 97L94 96H96V94ZM70 94V95H69ZM75 94H77V95H75ZM87 94V93H86ZM193 94V95H192ZM227 94V95H226ZM81 95H82V98H81ZM149 95H151V96H149ZM152 95H153V97H152ZM199 95V96H198ZM229 95V96H228ZM64 96H65V98L67 97L68 99V104H67V106H65V104H64V102H62L63 104H61V100L63 101L64 99H62V98H64ZM70 96V97H69ZM83 96L85 97V99H83ZM87 96H88V94H87ZM142 96V97H141ZM149 96V97H148ZM201 96V97H200ZM228 96V97H230L231 99H229V101L227 102V101H223V100H221V98H226V97ZM232 96V95H231ZM0 97H1V94H0ZM14 97V98H13ZM94 97V98H93ZM148 97V98H147ZM152 97V98H151ZM198 97V98H197ZM206 97V98H205ZM228 97L226 98V99H228ZM77 98H79V99H77ZM191 98V99H190ZM193 98V99H192ZM2 99V98H1ZM12 99L14 100V101H16V102H14V101H12ZM143 99V100H142ZM146 99H147V101H149V102H151V106H148V107H146V109H145V107H141L140 105H141V101H143V102H147L146 101ZM203 99V100H202ZM238 99V98H237ZM60 100V101H59ZM81 100H86L88 103H86V102H84V101H81ZM56 101H58V102H60V104L59 103H57ZM95 102V104L94 103H92V102ZM139 101H140V103H139ZM208 103H207V102ZM222 101V102H221ZM234 103H233V102ZM81 102H83V103H81ZM157 102V103H156ZM226 102L228 103V104H226ZM19 103V102H18ZM76 103V104H75ZM90 103V104H89ZM92 103V104H91ZM96 103H97V105H96ZM117 105H118V103L117 102H115ZM152 103H154V105L152 106ZM223 103V104H222ZM237 103V104H236ZM81 104V106H79ZM82 104H83V106H82ZM87 104H89L88 106H87ZM116 104H114L113 103V101H111V107H113L114 105H116ZM159 105V106H156V105ZM164 104V105H163ZM243 104V105H242ZM14 105H16V106H14ZM19 105V106H18ZM60 107H59V106ZM62 105H63V107L65 108H63L64 110H62ZM91 105V106H90ZM130 105V106H129ZM228 105V106H227ZM22 106V107H21ZM25 106V107H24ZM35 106V107H34ZM37 106V107H36ZM125 106V107H124ZM15 107V108H14ZM20 107V108H19ZM33 107H34V109L36 108H38L37 110L39 111V112H41L40 114L39 113H37L38 111H36V109L34 110L33 109ZM81 107V108H80ZM136 107V108H135ZM158 108V110L157 109H155V108ZM31 108V109H30ZM44 108H45V106H44ZM85 108V107H84ZM92 108H90V109H92ZM135 108V109H134ZM149 108H150V111H149ZM153 108V109H152ZM168 108H169V110H168ZM170 108H171V110H170ZM172 108H173V110H172ZM15 109V110H14ZM17 109V110H16ZM19 109V110H18ZM28 109V110H27ZM32 109H33V111H32ZM49 109V110H48ZM58 109V110H57ZM117 109H120V107H118ZM145 109V110H144ZM228 109V110H227ZM62 112H61V111ZM65 110H68V111H65ZM123 109H120V111L118 110L117 112H119V113H121L122 114V111ZM147 110H148V112H147ZM226 110V111H225ZM127 111L125 110H123V112L125 113L126 112V114H127ZM133 111V112H134ZM142 111V112H141ZM159 111V112H158ZM222 111V112H221ZM51 112H53V114L51 113ZM73 112V113H72ZM78 112V113H77ZM136 112H135V114H136ZM176 112V113H175ZM44 113V112H43ZM124 113H123V115H124ZM137 113V114H138ZM163 113V114H162ZM38 114H39V116H38ZM54 114H56V115H54ZM74 114V115H75ZM120 114V115H121ZM138 114V115H139ZM148 114V115H147ZM143 116V117H144ZM158 116V117H157ZM246 116V117H245ZM262 116V117H261ZM151 117V118H150ZM248 117V118H247ZM250 117V118H249ZM27 118V119H26ZM32 118H33V120H32ZM40 118V117H39ZM56 118H60L59 116H57ZM158 118V119H157ZM216 118V119H215ZM153 119V120H152ZM26 120H28V121H26ZM31 120V121H30ZM39 120V119H38ZM156 120V121H155ZM176 120V121H175ZM199 120H200V122H199ZM215 120V121H214ZM252 120V121H251ZM258 120V121H257ZM202 121V122H201ZM204 121V122H203ZM218 121H219V124H218ZM263 121V122H262ZM36 123H33L34 124V126L39 122V121H35ZM161 122V123H160ZM197 122V123H196ZM206 122V123H205ZM220 122H222L223 124L225 123V127L227 126V127H229L226 131H224L223 133L224 134H222L221 133V131H219L218 132V130H217V132H216V129H215V127L217 128L218 126L217 125H220L221 123ZM228 122V123H227ZM244 122V123H243ZM246 122V123H245ZM255 122H256V124H255ZM103 125H102V124ZM106 123V124H105ZM263 123V124H262ZM97 124H98V126L100 125V127L98 128L97 127ZM168 124V125H167ZM25 127H24V126ZM102 125V126H101ZM106 125V127H103V126H105ZM140 125V124H139ZM196 125V126H195ZM198 125V126H197ZM205 125V126H204ZM239 125V126H238ZM18 126V127H19ZM28 128H27V127ZM33 126V127H34ZM175 126H177V127H175ZM201 126V127H200ZM33 127H32V129H33ZM139 127V126H138ZM167 127V128H166ZM176 129V130H174V128ZM225 127H224V130H225ZM173 128V129H172ZM191 128H192V130H191ZM263 128V129H262ZM25 129V130H26ZM95 129V128H94ZM95 129V130H96ZM170 129H171V132H169L170 131ZM205 129V130H204ZM235 129V130H234ZM24 130V131H25ZM103 130V131H102ZM138 130V129H137ZM136 130V131H137ZM169 130V131H168ZM173 130V131H172ZM186 130V131H185ZM191 130V131H190ZM208 130H209V132H208ZM215 130V131H214ZM11 132V128H9V130H8V132L7 133H10ZM105 131V132H104ZM108 131V132H107ZM131 131V132H130ZM150 131V130H149ZM152 131H150V132H152ZM203 131V132H202ZM211 131H212V133H213V136H215L214 134H216V133H218V135L220 136V138H219V136H218V140H216V143L218 142L219 144H221L220 146H223L222 148L221 147H219V144L217 143L216 144V146H217V148H216V146L213 148V149H215V150H213L212 149V151H211V149L210 148H208V147H206V146H204V148H202L203 146H201L200 144H202V136H205L206 134L208 135V136H210L209 134H211V136H212V133H211ZM216 132V133H214V132ZM234 131V132H233ZM108 134H107V133ZM126 132V133H125ZM168 132V133H167ZM262 132V133H261ZM98 133H99V135H98ZM110 133H112V134H110ZM202 135H201V134ZM221 133V134H220ZM105 134V135H104ZM124 134V135H123ZM130 134V135H129ZM151 134H148V135H151ZM155 134V136H153ZM157 134V135H156ZM162 136H161V135ZM168 134V135H167ZM205 134V135H204ZM238 134V135H237ZM253 134V135H252ZM255 134V135H254ZM10 135V134H9ZM113 135V137L111 138V136ZM122 135H123V137H122ZM168 136L167 138L165 137V136ZM187 135V136H186ZM223 135V136H222ZM261 135V136H260ZM12 135H10V136H8L9 138H10V140L11 139H13V136L11 137ZM77 136H79V137H77ZM91 136V137H90ZM93 136V137H92ZM108 136V137H107ZM117 136V137H116ZM126 138H125V137ZM147 136V135H146ZM146 136H143V137H145L146 138ZM159 136V137H158ZM196 136V137H195ZM212 136V137H213ZM217 136H215V138L217 137ZM100 137V138H99ZM110 137V138H109ZM138 137H140L141 138V140H140V138H138ZM171 137V138H170ZM178 137H181L180 139L178 138ZM194 137H195V139H194ZM198 137V138H197ZM7 140H6V142L8 143L10 140H8V138L7 137H5ZM80 138V139H79ZM84 138V139H83ZM97 138V139H96ZM105 140H103V139ZM112 141L111 143H107V142H110V140ZM153 138V139H152ZM168 138H170V139H168ZM175 138V139H174ZM240 138V139H239ZM77 139V140H76ZM129 139V141H127ZM182 139H184V141L182 140ZM191 139V140H190ZM202 139V140H201ZM213 139H214V137H213ZM94 140V141H93ZM115 140V141H114ZM132 140H135V141H132ZM148 140V141H147ZM149 140H150V142H149ZM153 140H155V141H153ZM162 140V141H161ZM166 140V141H165ZM171 140V141H170ZM179 140V141H178ZM182 140V141H181ZM187 140H189V141H191L192 142V144L189 142V141H187ZM201 140V141H200ZM239 140V141H238ZM74 141V140H73ZM117 141V142H116ZM145 141H147L146 143H145ZM177 141H178V143H177ZM181 141V142H180ZM193 141H194V143H193ZM11 142V141H10ZM85 142V143H84ZM128 142V143H127ZM130 142V143H129ZM131 142H133V143H131ZM137 142V143H136ZM145 143V145L147 144V143H149V146H148V144L145 146L144 145V143ZM153 142V143H152ZM161 142V143H160ZM163 142V143H162ZM166 142H167V144L169 143V145L168 146H170V148H168V146H167V144H166ZM253 142V143H252ZM89 143V144H88ZM94 143V144H93ZM114 143V144H113ZM118 143V144H117ZM151 143V144H150ZM155 143V144H154ZM174 143H175V145H174ZM183 143V144H182ZM187 143V144H186ZM200 143V144H199ZM84 144H86L85 145V147H84ZM93 144V145H92ZM98 144V145H97ZM121 144V145H120ZM137 144V145H136ZM153 144V145H152ZM159 144V145H158ZM163 144V145H162ZM166 146H165V145ZM172 144V145H171ZM195 146H194V145ZM223 144V145H222ZM248 144V145H247ZM251 144V145H250ZM112 146V148H111V146ZM127 145V146H126ZM132 145V146H131ZM154 145H155V147H154ZM178 145V146H177ZM184 145V146H183ZM186 145H189V146H187L186 147ZM198 145V146H197ZM232 145V146H231ZM250 145V146H249ZM96 146V147H95ZM110 146V147H109ZM119 146V147H118ZM120 146H121V148H120ZM130 146V147H129ZM134 146V148H131V147H133ZM138 146V147H137ZM153 146V147H152ZM173 146H175V147H173ZM240 146V147H239ZM41 147V146H40ZM100 147V148H99ZM114 147V148H113ZM129 148V149H127V148ZM144 147L147 149H144ZM149 147V148H148ZM152 147V148H151ZM158 147V148H157ZM161 147V148H160ZM165 147H167L166 149H165ZM183 147V148H182ZM200 147V148H199ZM77 148H76V150H77ZM83 148V149H82ZM96 148V149H95ZM139 148V149H138ZM141 148H142V151H141ZM155 148V149H154ZM194 148V149H193ZM199 148V149H198ZM208 148V149H207ZM218 148H221V149H218ZM257 148V149H256ZM81 149V150H80ZM94 150V152L91 154V152ZM115 149V150H114ZM118 149V150H117ZM120 149V150H119ZM125 149V150H124ZM148 149H150V150H148ZM155 151H154V150ZM158 149H160L161 151L158 153V152H156V151H159ZM165 149V151H163ZM193 151H192V150ZM204 149V150H203ZM210 149V150H209ZM229 149V150H228ZM77 150V151H78ZM106 152V154L104 153V151ZM117 150V151H116ZM135 150H139V151H135ZM144 150H146V152L144 151ZM152 150V151H151ZM168 150H169V152L171 151V153H169L168 152ZM172 150H173V152H172ZM194 150H195V152H194ZM242 150V151H241ZM90 151V152H89ZM97 151V152H96ZM101 151L103 152V153H101ZM108 151V152H107ZM121 151V152H120ZM124 153H123V152ZM140 151H141V153H140ZM143 151H144V153H143ZM150 153H149V152ZM167 151V152H166ZM191 151H192V153H191ZM41 152V153H40ZM84 152V153H83ZM114 153V152H116V154H117V156H116V154L114 153V154H112V153ZM128 152V153H127ZM131 152V153H130ZM135 152H137L136 154H135ZM139 152V153H138ZM152 152H153V154H152ZM232 152V153H231ZM83 153V154H82ZM98 153V154H97ZM101 153V154H100ZM109 155H111L112 157H113V159L111 158V156H109ZM111 153V154H110ZM129 153H130V155H129ZM134 155H133V154ZM146 153H148L147 155L148 156H146V155H143V156H145L144 158L145 159H148V157H150V155L152 156V157H150L149 158V160H148V162L147 163H149L148 165H146L147 167L151 164V166H149L148 168H146V167H142V166H139V165H137V164H139L138 162L140 161V159L142 160V154H146ZM163 153H165V154H163ZM173 153V154H172ZM180 153V154H179ZM196 153V154H195ZM198 153V154H197ZM236 153V154H235ZM242 153V154H241ZM259 153H262L263 155L262 156H260L259 157ZM38 154V155H37ZM42 154V155H41ZM50 154V153H49ZM79 154V155H80ZM105 155V157H106V155H108L107 157H109V158H111L112 160H113V162H110L111 164H113L114 163V166H116L117 164L118 165H126L127 164V162L129 163V165H131V167L127 170V169H125V170H127V171H125V173H124V171H123V173L122 172H120L118 169H116L114 166H112L111 164H107L108 162H106V166H105V163H103V162H105V158L103 159V158H101V156H103V155ZM121 154H123V155H121ZM140 154V155H139ZM163 154V155H162ZM166 154H168V156H166ZM187 154V155H186ZM200 154V155H199ZM233 154H235V155H233ZM2 155V156H1ZM22 155H24L23 157H22ZM35 155H37V156H35ZM86 155V156H85ZM88 155V156H87ZM95 155V156H94ZM97 155V156H96ZM100 155V156H99ZM125 155V156H124ZM137 155H139V156H137ZM155 155V156H154ZM163 157H162V156ZM176 157H178V155L179 156H181V158H183L182 159V163L183 164H180L181 165V168H179V166H177V165H174V168H173V166L171 167V165L170 164H172L173 165V163H171V162H173V160H174V158H175V156ZM185 155V156H184ZM242 156V157H238V156ZM27 156V157H26ZM128 156V157H127ZM159 156V157H158ZM171 156V157H170ZM192 156H193V158H192ZM233 156V157H232ZM21 157V158H20ZM80 157H81V159H80ZM99 159H98V158ZM104 157V156H103ZM117 157V158H116ZM124 157H126V158H124ZM131 157H133V159L131 158ZM155 157H157L156 159H155ZM162 157V158H161ZM164 157H167V158H164ZM216 157V158H215ZM3 158H5V159H3ZM14 158H16V159H14ZM30 158H32V159H30ZM96 160H95V159ZM119 158V160H117ZM121 158H123V159H121ZM128 158H129V160H128ZM137 158H139V161L137 160ZM143 158V159H144ZM151 158H153V159H151ZM160 158V159H159ZM232 158V159H231ZM235 158V159H234ZM259 158V159H258ZM18 159V160H17ZM30 159V160H29ZM36 159V160H35ZM40 159V160H39ZM85 159V160H84ZM89 159V160H88ZM98 159V160H97ZM108 158H106V160H107ZM114 159H115V161H114ZM138 161H136V160ZM168 159V162L166 163V160ZM173 159V160H172ZM225 159V160H224ZM261 159H262V161H261ZM71 160V161H70ZM91 160V161H90ZM123 160H124V162H123ZM128 160V161H127ZM152 160V161H151ZM155 162H154V161ZM159 160V161H158ZM161 160V161H160ZM165 160V161H164ZM172 160V161H171ZM231 160V161H230ZM239 160V161H238ZM257 160V161H256ZM53 161H55V162H53ZM101 161V162H100ZM118 163H117V162ZM122 161V162H121ZM126 161V162H125ZM130 161V162H129ZM135 161H136V163H135ZM150 161V162H149ZM158 162V164H157V162ZM175 161V160H174ZM79 162V163H78ZM115 162H116V164H115ZM133 162V163H132ZM160 162V163H159ZM205 162V163H204ZM252 162V163H251ZM263 162V163H262ZM92 163H93V165H92ZM102 163V164H101ZM135 163V164H134ZM167 164V166H169V167H166L164 164ZM228 163V164H227ZM237 163V164H236ZM11 164V163H10ZM30 164V165H29ZM58 164V165H57ZM104 164V165H103ZM162 164H163V166H162ZM226 164V165H225ZM246 164H247V166H246ZM22 165H23V167H22ZM26 165V166H25ZM54 165V166H53ZM98 165L100 168H102L103 166H105V167H103V168H105V169H102V170H100V171H104L105 170V172L107 171V174L105 173V172H100L99 171V169H96V168H98V166L96 167V166ZM133 165H137L136 167L135 166H133ZM154 165V166H153ZM224 165V166H223ZM229 165V166H228ZM245 165V166H244ZM20 166V167H19ZM31 166V167H30ZM88 166V167H87ZM93 166L95 167L94 169H93ZM127 166V165H126ZM133 166V167H132ZM159 168V169H161L162 171H159L158 172V174H156L157 173V167ZM226 166V167H225ZM242 166V167H241ZM244 166V167H243ZM255 166V167H254ZM16 167V168H15ZM35 167V168H34ZM43 167V168H42ZM87 167V168H86ZM108 167V168H107ZM114 168V170L116 169V170H118L117 172H116V170L114 171L113 170V168ZM117 167V166H116ZM152 167V168H151ZM155 167L157 168V169H155ZM163 167H165V168H163ZM176 167H178V168H176ZM212 167V168H211ZM233 167V168H232ZM24 168V169H23ZM64 168V169H63ZM71 168V169H70ZM85 168H86V170H85ZM93 169V171H92V169ZM107 168V169H106ZM133 168H134V170H133ZM138 168H140V170L138 169ZM143 168V169H142ZM146 168V169H145ZM163 168V169H162ZM208 168V169H207ZM211 170H210V169ZM231 168V169H230ZM239 168V169H238ZM245 168V169H244ZM29 169V170H28ZM55 169V170H54ZM60 169V170H59ZM79 169V170H78ZM142 169V170H141ZM148 169H151V170H148ZM156 170L155 172H154V170ZM158 169V170H159ZM192 169V170H191ZM216 169V170H215ZM230 169V170H229ZM238 169V170H237ZM24 172H23V171ZM50 170H53V172L51 171L50 172ZM62 170V171H61ZM88 170H90V171H88ZM110 170V171H109ZM130 170V171H129ZM136 170V171H135ZM189 170V171H188ZM195 170V171H194ZM237 172H236V171ZM241 170V171H240ZM245 170V171H244ZM13 171V172H12ZM18 171V172H17ZM19 171H20V173H19ZM41 171V172H40ZM54 171H58V172H54ZM63 171H66V172H68V173H71L72 175H74V176H80V177H82V179L84 178L86 181H85V183L87 182V180H92V181H94V179L95 180H99V181H101L102 180V182L103 183H108L107 185L111 188V187H113V190H114V188L116 189V190H114V191H118V193L119 194H121L123 197L124 196H126V200L128 201L129 199V201L128 202H124L123 204H119V202H118V204H117V201H115V198H114V201H113V197H112V195H111V197L112 198H110L109 196H108V194H107V191H105V194L103 193L104 191V189L102 188V187H104V186H102V187H100V186H94L93 184H92V182H91V184L92 185H90L89 184V186L87 185V186H85L84 184L85 183H83V185L81 184V180L79 179V181H80V183H79V181H78V179H75V180H77V181H74L73 180V178L71 179L70 177L68 178V177H66V176H64V172ZM88 171V173H85V172H87ZM116 172L115 174H119V175H116V176H112V174L114 175V172ZM139 171H141V173L143 174H140V172ZM147 173H146V172ZM150 171V173H148ZM152 171H153V174H152ZM176 171V172H175ZM218 171V172H217ZM36 172V173H35ZM78 172L80 173L79 175H78ZM90 172V173H89ZM100 172V173H99ZM108 172H111V173H109L110 174V176H109V174H108ZM119 172V173H118ZM126 172H128V174L129 175H127L126 174ZM133 172H135V173H133ZM161 172V173H160ZM215 172V173H214ZM230 172V173H229ZM234 172H236V174L234 173ZM47 173V174H46ZM54 173V174H53ZM57 173H59V174H57ZM92 173V174H91ZM96 173V174H95ZM97 173H99V174H97ZM105 173V174H104ZM155 173V174H154ZM170 173V174H169ZM199 173V174H198ZM222 173V174H221ZM233 173V174H232ZM250 173H252V174H250ZM32 174V175H31ZM77 174V175H76ZM85 174V175H84ZM104 174V175H103ZM126 174V175H125ZM131 174V175H130ZM148 174V175H147ZM152 174V175H151ZM210 174V175H209ZM223 174H227V175H223ZM244 174V175H243ZM38 175V176H37ZM55 175V176H54ZM57 175V176H56ZM88 175V176H87ZM100 175V176H99ZM120 175H122V176H124V177H122V176H120ZM163 177H162V176ZM167 175V176H166ZM233 175H235V176H233ZM22 176V177H21ZM27 176V177H26ZM43 176V177H42ZM54 176V177H53ZM137 176V177H136ZM144 176V177H143ZM150 176V177H149ZM182 176H184V177H182ZM233 176V177H232ZM263 176V177H262ZM24 177H26V178H24ZM58 177V178H57ZM88 177V178H87ZM96 177V178H95ZM113 177V178H112ZM116 177H118V178H116ZM127 177V178H126ZM139 177V178H138ZM141 177V178H140ZM142 177L144 178V179H142ZM160 177V178H159ZM166 177V178H165ZM193 177V178H192ZM38 178V179H37ZM40 178V179H39ZM55 178V179H54ZM57 178V179H56ZM60 178V179H59ZM63 180H62V179ZM116 178V179H115ZM123 178V179H122ZM138 178V179H137ZM179 178V179H178ZM193 180H191V179ZM199 179V180H197V179ZM206 179V180H202V179ZM4 179H6V180H4ZM16 179V180H15ZM31 179V180H30ZM59 179V180H58ZM136 179V180H135ZM201 179V180H200ZM214 179V180H213ZM233 179H234V182H233ZM24 180V181H23ZM34 180H35V182H34ZM65 180V181H64ZM114 180V181H113ZM166 180V181H165ZM242 180H244L245 182H243ZM25 181H27V182H25ZM32 183H30V182ZM33 181V182H32ZM47 181V182H46ZM51 181H52V183H51ZM72 181V182H71ZM90 181H89V183H90ZM126 181V182H125ZM191 181V182H190ZM200 181V182H199ZM231 181H232V183H231ZM14 182L15 183H17L16 185L14 184ZM29 182V183H28ZM39 182V183H38ZM84 182V181H83ZM157 182H158V184H157ZM205 182V183H204ZM225 182V183H224ZM231 184H230V183ZM21 183V184H20ZM24 183H27V185L26 184H24ZM68 183H70V184H68ZM112 184L111 186H110V184ZM125 183H130V184H125ZM134 183V184H133ZM161 185H160V184ZM193 183V184H192ZM201 183V184H200ZM13 184V185H12ZM20 184V185H19ZM26 185V186H24V185ZM53 184H55V185H53ZM66 184H68V185H66ZM79 184H81L82 186H80ZM124 184V185H123ZM247 184H249V185H247ZM5 185H6V187H5ZM9 185V186H8ZM11 185V186H10ZM15 185V186H14ZM23 186V188H22V186ZM31 185V186H30ZM32 185H34V186H32ZM46 185V186H45ZM75 185H76V187H75ZM115 185V186H114ZM126 185V186H125ZM181 185H182V188H181ZM196 185V186H195ZM203 185V186H202ZM261 187H260V186ZM30 186V187H29ZM50 186V187H49ZM54 186V188L52 189V187ZM91 186H93L92 188H91ZM174 186V187H173ZM194 186V187H193ZM198 186H200V187H198ZM204 186H206V187H204ZM243 186H244V188H243ZM251 186H253V187H251ZM258 186H259V188H258ZM11 187V188H10ZM13 187V188H12ZM35 187V188H34ZM40 187V188H39ZM103 189L102 190V192H101V189ZM121 187V188H120ZM178 187V188H177ZM185 187V188H184ZM188 187V188H187ZM7 188H10V189H7ZM61 188V189H60ZM78 188V189H77ZM95 188V189H94ZM123 188V189H122ZM129 188V189H128ZM172 188H173V190H172ZM7 189V190H6ZM11 189H14V191L12 190L11 191V194H10V190ZM23 189V190H22ZM27 189V190H26ZM35 189V190H34ZM38 189V190H37ZM50 189V190H49ZM52 189V190H51ZM55 189L57 190V191H55ZM74 189L75 190H77V191H74ZM90 189H92V190H90ZM112 189V188H111ZM121 189V190H120ZM211 189V190H210ZM256 189V190H255ZM5 190V191H4ZM20 190V191H19ZM34 190V191H33ZM60 190H61V193H59L58 194V192H60ZM64 190V191H63ZM65 190H66V195H68V196H66L65 197V194H62V193H65ZM140 190H141V192H140ZM151 190V191H150ZM192 190V191H191ZM205 190V191H204ZM221 190V191H220ZM249 190V191H248ZM3 191H4V193H3ZM8 191V192H7ZM26 191H29V192H27L26 193ZM38 191H40V192H38ZM43 191H45V192H43ZM63 191V192H62ZM69 191V192H68ZM72 191V192H71ZM74 191V192H73ZM83 191V192H82ZM134 191V192H133ZM259 191V192H258ZM5 192H7V193H5ZM15 192V193H14ZM47 192V193H46ZM68 192V193H67ZM82 192V193H81ZM87 192V193H86ZM123 192V193H122ZM183 192V193H182ZM188 192V193H187ZM12 193H13V195H12ZM22 193H23V196H24V198H23V196H22ZM26 193V194H25ZM49 193H50V195H49ZM77 193H78V196H76L77 195ZM103 193V194H102ZM128 195H127V194ZM162 193V194H161ZM7 195V196H4V197H2L3 195ZM17 194V195H16ZM30 194V195H29ZM33 194V195H32ZM35 194V195H34ZM39 194V195H38ZM45 194V195H44ZM61 194V195H60ZM75 194V195H74ZM91 194V195H90ZM107 194V195H106ZM149 195V197L150 196H154L153 198H151V200H150V198L148 197V199H146V201H137L136 200V198H139V197H142V195L143 196H146V195ZM150 194H152V195H150ZM157 194V196H155ZM207 194V195H206ZM211 196H210V195ZM218 194V195H217ZM8 195H11V196H8ZM27 195V196H26ZM43 195V196H42ZM62 195H64V196H62ZM79 195L80 196H82L81 198H78L79 197ZM98 195V196H97ZM101 195V196H100ZM141 195V196H140ZM166 195V196H165ZM182 195V196H181ZM198 197H197V196ZM201 195V196H200ZM231 195V196H230ZM233 195V196H232ZM247 197H246V196ZM14 196V197H13ZM31 197V198H34V199H31L30 198V200H29V197ZM41 196V197H40ZM57 196H59L58 197V202H57V200H55V199H57ZM62 196V197H61ZM70 196V197H69ZM78 198V199H76V197ZM103 196L105 197V198H103ZM108 196V197H107ZM136 196V197H135ZM189 196V197H188ZM205 196V197H204ZM210 196V197H209ZM217 196V197H216ZM250 196H251V199H250ZM254 196H255V199H253L254 198ZM7 199H6V198ZM9 197V198H8ZM28 197V201L26 202L25 200V198H27ZM38 197V198H37ZM45 197V198H44ZM46 197H48V199L46 198ZM65 198V199H62V198ZM99 197V198H98ZM128 197V198H127ZM176 197H178V198H176ZM180 197H182V198H180ZM222 197V198H221ZM224 197V198H223ZM36 198V199H35ZM39 198H40V200H39ZM42 198V199H41ZM44 198V199H43ZM49 198H51L50 200H51V202H50V200H49ZM55 198V199H54ZM59 198H61V199H59ZM72 199L71 201L69 200V199ZM86 198V199H85ZM100 198H102L101 200H100ZM109 198V199H108ZM166 198V199H165ZM193 198L194 199H196V200H193ZM261 198V199H260ZM23 199H25V200H23ZM52 199H53V201H52ZM73 199H75V201L73 200ZM83 199V200H82ZM87 199H89V200H87ZM108 199V200H107ZM163 199V200H162ZM179 199V200H178ZM182 199V200H181ZM211 199V200H210ZM251 201H250V200ZM2 200H5V201H3V202H1ZM34 200H36V201H34ZM38 200V201H37ZM44 201L45 202V205L43 204V202L42 201ZM55 200V201H54ZM63 200H65V204H63ZM80 201V203H79V201ZM94 200V201H93ZM104 200H107V201H104ZM233 200V201H232ZM237 200V201H236ZM31 201V203L32 202H35L33 205H35V207H38V208H36L35 210H37L38 209V211H39V208L40 207H43L44 209H46V210H44L43 208H41V210L38 212V213H34L32 210H31V207H32V205H29L30 202ZM39 201H41V203L39 202ZM60 201L62 202V203H60ZM76 203V207H78V209L77 208H75V211L77 212V214L78 215H76V213H75V211H71V213L72 214H67V212H65V213H62V211H60L59 209L60 208H64L65 206H66V208H67V206H68V203ZM81 201H82V204H81ZM98 201V202H97ZM131 201V202H130ZM165 201V202H164ZM168 201L170 202V203H168ZM185 201V202H184ZM188 201V202H187ZM196 201V202H195ZM254 201V202H253ZM13 202V201H12ZM18 202V203H17ZM46 202L48 203V205L46 204ZM54 204H53V203ZM56 202V203H55ZM96 202V203H95ZM105 202V203H104ZM133 202V203H132ZM151 202V203H150ZM176 202V203H175ZM199 202V203H198ZM231 202V203H230ZM233 202V203H232ZM2 203V204H1ZM4 203H6L5 205H7V206H2V205H4ZM42 204L41 206H39L40 204ZM57 203H59V204H57ZM78 203V204H77ZM125 203H127V204H125ZM131 203H132V205H131ZM141 203H143V204H141ZM166 204V206H165V204ZM175 203V204H174ZM189 203V204H188ZM227 203V204H226ZM237 203V204H236ZM252 203V204H251ZM37 204H38V206H37ZM53 205V207H54V205H55V208L54 209H56V211L54 212V209H52L53 207L51 206V205ZM57 204V205H56ZM84 204H85V206H84ZM124 204H125V207H132V210H130V208H124ZM130 206H129V205ZM162 206H161V205ZM168 204H170V205H172V206H168L167 207V205ZM223 204V205H222ZM230 204L232 205V204H234V205H232L231 206V208H230ZM261 204V205H262ZM18 205V206H19ZM47 205V206H46ZM96 205H103L104 207H106V205L108 206L107 207V209H110L109 207H113L114 206V208H112L111 207V210L113 211H110L111 213H114L115 215H113V214H109V212H107V214H106V212H104L105 213V215H104V219H102L100 222L101 223H99V225H98V227L96 226V224H89L90 222L89 221H91V217L93 216V214H97V213H99V208L100 207H102V206H100V207H98L97 206V208H96ZM127 205V206H126ZM133 205H134V207H136V209H133ZM139 205V206H138ZM154 205V207H152ZM175 205V206H174ZM208 205L210 206V207H208ZM228 205H229V207H228ZM251 205H252V207H251ZM264 205V204H263ZM46 206V207H45ZM50 206V207H49ZM58 206V207H57ZM60 206V207H59ZM80 206H81V208H80ZM118 206H119V209H118ZM122 206H123V209H122ZM141 206V207H140ZM189 206H190V208H189ZM194 206V207H193ZM203 206V207H202ZM240 207L241 206V208L244 210V208H245V212L246 213H248V215L247 216H245V214H243L244 216L243 217H238V218H240V219H231V221H229L228 220V222L229 223H225V222H227V221H222V220H220L221 218H223V217H225V216H223V215H227V216H229L227 213H229V212H227V210L229 211L230 209L231 210H233L232 209V207L234 208V207ZM50 208V209H48V208ZM52 207V208H51ZM116 207V208H115ZM138 207V208H137ZM151 207V208H150ZM165 207H167L166 209H165ZM201 207V208H200ZM226 207V208H225ZM250 207V208H249ZM260 207V208H259ZM19 208H20V206H19ZM57 208H59V209H57ZM85 208V209H84ZM90 208V210H88ZM177 210H176V209ZM180 208H181V210H180ZM193 208V209H192ZM199 208V209H198ZM240 208V209H241ZM8 209V208H7ZM17 209H18V207H17ZM21 209H18V210H20L21 211ZM65 209V208H64ZM81 209V210H80ZM101 209V208H100ZM114 209H116V210H114ZM117 209L119 210V211H117ZM125 209V210H124ZM127 209H129V210H127ZM152 210L153 209V211H149V210ZM157 209H158V212H157ZM163 209L165 210V212L163 211ZM174 209V210H173ZM203 209V210H202ZM215 209V210H214ZM241 209V210H242ZM254 209H255V211H254ZM256 209L258 210L259 209V211H256ZM261 209V210H260ZM9 210H10V208H9ZM52 210V211H51ZM59 210V211H58ZM63 210V209H62ZM67 210V209H66ZM84 210V211H83ZM121 210H124L123 212V214L121 215ZM127 210V211H126ZM134 210H136V211H134ZM161 210V211H160ZM211 210V211H210ZM218 212H217V211ZM225 210V211H224ZM2 211V210H1ZM44 211V213H41V212H43ZM48 211H49V213H48ZM86 211V212H85ZM90 211H93V214H92V212H90ZM116 211H117V213H116ZM132 211H134V212H132ZM146 211V212H145ZM157 213H156V212ZM194 211V212H193ZM215 211H216V213H215ZM262 211H263V213H262ZM15 212V211H14ZM28 212V215L27 214H25V213H27ZM32 212V214H33V216L34 217H36V218H34L33 216L31 217L30 215H29V213H31ZM47 212V213H46ZM51 212V213H50ZM52 212H54V213H52ZM56 212H60V213H58V214H60L59 216H58V214H56ZM68 212H70V210L68 211ZM79 212H81V213H79ZM97 212V213H96ZM151 212H152V214H151ZM227 212V213H226ZM231 212V211H230ZM254 212H256V213H254ZM12 213V212H11ZM16 213V212H15ZM41 214V216H40V214ZM46 213V214H45ZM83 213V214H82ZM86 213H87V215H86ZM104 213H102V214H104ZM127 213V214H126ZM130 213V214H129ZM133 213V215H131ZM137 213V214H136ZM154 213H155V215H154ZM178 213H180V214H178ZM183 213V214H182ZM185 213V214H184ZM213 213V214H212ZM215 213V214H214ZM252 213H254V215H250V214H252ZM45 214V215H44ZM52 214V215H51ZM62 214H65V215H62ZM81 214H82V216H81ZM89 214V215H88ZM100 214H101V212H100ZM109 214V215H108ZM119 215V216H117V215ZM161 214V215H160ZM173 214V215H172ZM181 214L183 215V216H181ZM211 216H210V215ZM259 214V215H258ZM260 214H262L261 216H260ZM17 217H16V216ZM45 217H47V218H45ZM47 215V216H46ZM51 215V217L49 218V216ZM53 215L55 216L54 218H53ZM62 215V216H61ZM73 215V216H72ZM74 215H76V216H74ZM90 215H91V217H90ZM125 215H127V216H125ZM146 215V216H145ZM164 215V216H163ZM178 215V216H177ZM194 215V216H193ZM215 215H219L218 216V218H217V216H215V218H214V216ZM253 218H251L250 216ZM257 215H258V217H257ZM15 216V217H14ZM29 216V217H28ZM57 216V217H56ZM79 216H80V219H78L79 218ZM103 216V215H102ZM101 216V217H102ZM113 216V217H112ZM114 216H115V218H114ZM121 216V217H120ZM126 217L127 219H123L124 217ZM131 216L133 217V219H132V223H130L129 222V220L131 219ZM139 216V217H138ZM155 216V217H154ZM190 216V217H189ZM193 216V217H192ZM202 216V217H201ZM261 218H260V217ZM40 217H41V219H40ZM43 217H44V219H43ZM68 217V218H67ZM82 217H83V219H82ZM86 219H85V218ZM89 217V219H87ZM111 217V218H110ZM121 218L122 220H124L123 222L119 219V218ZM130 217V218H129ZM148 217V218H147ZM154 217V218H153ZM167 217V218H166ZM185 217V218H184ZM186 217H189V218H186ZM198 218V219H196V218ZM205 217V218H204ZM208 217V218H207ZM38 218V220H36ZM73 218V219H72ZM107 218H109L108 220L110 221V219H112V218H114L112 221H113V223H112V221H107ZM129 218V219H128ZM135 218V219H134ZM138 218V219H137ZM146 218V219H145ZM192 218V219H191ZM195 218V219H194ZM213 218V219H212ZM14 219V220H13ZM22 219H21V221H22ZM27 219H30V220H27ZM33 219V221H31ZM65 219V220H64ZM69 219V220H68ZM75 219H77V220H75ZM137 219V221H135ZM148 219V220H147ZM152 221H151V220ZM158 219V220H157ZM174 219V220H173ZM201 219H203L202 221H204V222H202V224H201ZM209 219H210V221H211V219H212V222H210L209 221ZM220 220V222H222V224H224V225H222L220 222L219 223H217V224H219V226L221 227V226H224V227H222V228H220V227H216L217 226V224H215L217 221H215V220ZM224 219V218H223ZM226 220H227V218H225ZM246 219V220H245ZM248 219V220H247ZM51 220H53V221H51ZM67 220V221H66ZM79 220V221H78ZM83 222H82V221ZM105 220V221H104ZM118 220V221H117ZM120 220V221H119ZM127 220V221H126ZM143 220V222H141ZM185 220V221H184ZM195 222H193V221ZM232 220H234V221H236V224H235V222H233ZM245 220V221H244ZM250 220H252V221H250ZM4 221V222H3ZM7 221H10V223L9 222H7ZM11 221H13V222H15V224L13 223V222H11ZM35 221H39L38 223H39V225L37 226L35 223ZM46 221H50V222H46ZM86 221V222H85ZM134 221V222H133ZM180 221V222H179ZM184 221V222H183ZM188 221H190V223L188 222ZM239 221V222H238ZM242 221V222H241ZM3 222V223H2ZM28 222H30V223H28ZM34 222V223H33ZM46 222V224L45 225H50L51 226V228L53 229V230H48V229H51L50 227L49 228H46V226L45 225H43L44 223ZM52 222V223H51ZM57 222V223H58ZM62 222V223H61ZM71 222V223H70ZM77 222V223H76ZM92 222V221H91ZM103 222H106V223H108L109 224V226H108V224H107V226L111 229L112 227L115 229V230H113L112 231V229L111 230H109L108 229V227L106 226V223H105V226L104 227H107V228H104L106 231H112V232H115L114 234L111 232V234H110V236H112V234L113 235H116V232H117V234H119V235H117V237H120V238H117V239H115L114 237L115 236H112V238L113 239H115V244H112V246L114 247H112V249H111V251L109 250L110 248H109V246H108V243H110L111 244V242L108 240H106L105 239V235L104 236H102L103 237V239H102V237L100 238V239H102V240H97V239H99V238H97L96 239V237L97 236H95V235H97L98 233H99V228H101L102 226H101V224L103 225ZM117 222V223H116ZM175 222V223H174ZM183 222V223H182ZM207 222V223H206ZM230 222H232V223H230ZM249 222H250V224H249ZM7 223V224H6ZM11 223H13V226H12V224ZM28 225H27V224ZM33 223V224H32ZM37 223V224H38ZM43 223V224H42ZM50 223V224H49ZM115 223L116 224H119V225H115ZM122 223H124V225L122 224ZM130 223V224H129ZM135 223V224H134ZM138 225H137V224ZM165 223V224H164ZM172 223H173V225H172ZM204 227H202L200 224ZM205 223H206V225L208 224L209 226L208 227H210V228H207V226L205 227ZM248 223V224H247ZM24 224H25V228L23 227L24 226ZM29 224H30V227H28L29 226ZM31 224H32V228H34L35 226V230L33 231L32 230V228H31ZM78 224V225H77ZM89 224V225H88ZM114 224V225H113ZM126 224V225H125ZM128 224V225H127ZM164 226H163V225ZM187 224V225H186ZM210 224H211V226H210ZM213 224H215V225H213ZM227 225V228H226V225ZM237 224H239V226L237 225ZM6 225V226H5ZM14 225H15V227H14ZM23 225V226H22ZM47 225V226H48ZM113 225V226H112ZM120 225H122V227L123 228H121V226ZM132 225V226H131ZM133 225L135 226V227H133ZM140 225V226H139ZM145 225V226H144ZM147 225V226H146ZM152 225H154V226H152ZM160 225V226H159ZM198 225V226H197ZM213 225V226H212ZM229 225H231V226H229ZM234 225H236V226H234ZM247 225V226H246ZM250 225V226H249ZM19 226V227H21V228H17V227ZM27 226V227H26ZM41 226L43 227V229L41 228ZM63 226V225H62ZM61 225H60V228L62 227ZM95 227L94 229L93 228H91V227ZM111 226V227H110ZM114 226H116V227H114ZM119 226H120V228L122 229V230H120V229H118L119 228ZM129 226H130V229H129ZM169 226V227H168ZM200 226V227H199ZM37 227H40V228H38V229H41L42 231H44V232H42V231H40V230H38L37 229ZM44 227H45V229H44ZM56 227H58V224H57V226ZM64 227H66V224H64ZM64 227H62V228H64ZM83 227V228H82ZM84 227L87 229V231H88V229H89V227H90V229L91 230H93V231H90V229H89V231H88V235L86 234L87 233V231L84 229ZM128 227V228H127ZM134 228V231L135 230H137V232L138 231H140V232H136L135 231V233H137V236L136 235H133V234H129L128 232H126V231H131L133 228ZM147 227H149V228H147ZM175 227V228H174ZM184 227V228H183ZM190 227V228H189ZM213 227H215V229L213 228ZM231 227V228H230ZM253 228V229H251V228ZM17 228V229H16ZM29 228V229H28ZM31 228V229H30ZM61 228V229H62ZM97 228H98V230H97ZM103 228L101 229L102 231H103ZM124 228H125V230H124ZM127 228V229H126ZM136 228V229H135ZM151 228V229H150ZM165 228L167 229V230H165ZM195 228H196V230H195ZM217 228H219V230L221 231V234L223 233V231H224V233L222 234V235H226L225 237L223 236V238L222 239H215L214 237H212V229L213 230H217ZM224 228V229H223ZM230 228V229H229ZM246 228V229H245ZM250 228V229H249ZM5 229H8V226L5 228ZM26 229V230H25ZM47 229V230H46ZM59 229V227L57 228V230ZM81 229H82V231H81ZM97 230V233L95 232L96 230ZM108 229V230H107ZM140 229V230H139ZM145 229V230H144ZM153 229V230H152ZM174 231H173V230ZM181 231H179V230ZM188 229H189V231H188ZM192 229V230H191ZM194 229V230H193ZM200 229V230H199ZM202 229V230H201ZM205 231H204V230ZM221 229H223V231L221 230ZM227 231H226V230ZM24 231V233H23V231ZM28 230V231H27ZM32 230V231H31ZM95 230V231H94ZM105 230H104V232H105ZM118 230H119V233H118ZM123 230H124V232L125 233H128V234H126L125 235V233L123 232ZM142 230V231H141ZM150 230V231H149ZM152 230V231H151ZM158 230V231H157ZM186 230V231H185ZM198 230V231H197ZM229 230H231L232 231V233H231V231H229ZM236 230V231H235ZM7 231V230H6ZM39 231V232H38ZM86 231V232H85ZM129 231V232H130ZM147 231V232H146ZM171 231V232H170ZM172 231H173V233H172ZM175 231H177V232H175ZM185 231V233H183ZM190 231H191V233H190ZM195 231V232H194ZM204 231V232H203ZM219 231V232H220ZM226 231V232H225ZM242 231V232H241ZM256 231H257V229H256ZM255 231V232H256ZM263 231V230H262ZM20 232V233H21ZM34 232V233H33ZM42 232V233H41ZM46 232H48V234L46 235ZM82 232V233H81ZM101 232V231H100ZM121 232V233H120ZM162 232V233H161ZM164 232V233H163ZM188 232V233H187ZM200 234H199V233ZM208 232V233H207ZM211 232V233H210ZM229 232V233H228ZM244 232V233H243ZM35 233H37V234H35ZM95 233V234H94ZM145 233V234H144ZM181 234V235H179V234ZM195 233V235L197 236V237H195V236H193L192 237V239H191V236L193 235ZM204 233H205V235H204ZM208 235H207V234ZM228 233V234H227ZM236 233V234H235ZM2 234V233H1ZM6 234V233H5ZM10 234H12V233H10ZM44 234L45 236H42V235ZM51 234H53V233H51ZM101 234V233H100ZM99 234V235H100ZM104 233H102V235H103ZM123 234H124V239L126 238V240H124L123 239V241H122V239L121 238H123ZM142 236H141V235ZM148 234L150 235V236H148ZM161 234V235H160ZM191 234V235H190ZM229 234H231V235H229ZM234 234V235H233ZM248 234V235H247ZM39 235L40 236H42V237H39ZM83 235H85V237L83 236ZM94 235V236H93ZM98 235V237H100ZM121 235V236H120ZM131 235V236H130ZM145 235V236H144ZM147 235V236H146ZM167 235V237H165ZM172 235V236H171ZM179 235V236H178ZM207 235V236H206ZM210 235H211V237H210ZM228 235V236H227ZM9 236H12V237H14L13 235H9L8 234V236L6 237L4 234L1 236L0 235V237H3V238H5V239H3L2 238V240L0 239V242L1 243H3V244H1L0 243V247L2 248V246H3V252H6V254L7 253H9V251L12 249L13 250V248H17L18 247V245L16 246L14 243H13V245H15V246H13L12 244L11 245H8L7 243L9 242V240L11 239V237H9ZM109 236V237H110ZM140 236V237H139ZM199 236H200V238H199ZM202 236H204V237H202ZM232 236V237H231ZM38 237H39V239H38ZM65 237H67V236H65ZM72 237V240L70 239V238ZM82 237H84V238H82ZM92 239H94V240H92ZM94 237V238H93ZM129 237H131L134 241H136L135 242V244H134V241L130 238V239H128ZM134 237H135V239H134ZM139 237V238H138ZM152 237V240H149L150 238ZM171 237V238H170ZM189 237H190V239L191 240H189ZM248 237V238H247ZM249 237H251V238H249ZM7 238H10V239H8L7 240ZM43 240H42V239ZM63 238V237H62ZM87 238H90V239H87ZM111 238V237H110ZM111 238V239H112ZM137 238H138V240H137ZM149 238V239H148ZM175 238H177V240L175 239ZM188 240H187V239ZM209 238H211V239H209ZM230 238V239H229ZM233 238H235V239H233ZM237 238V239H236ZM243 238V239H242ZM16 239V238H15ZM14 238L12 239V241L10 240V243H12L13 242V240H15ZM41 239V240H40ZM51 239H53L52 238V236H50V239L48 238L47 240H46V242L45 243H47V245H49L50 246V244H48V243H51V245H52V243L53 244H55V246L54 247H56V246H58V244L61 242V241H58L57 243H56V239H53L52 241H51ZM67 239V238H66ZM68 239H70V241L69 242H73L74 241V239H73V236H68ZM75 239V240H76ZM105 239V240H104ZM109 239V238H108ZM112 239V240H113ZM161 239V240H160ZM166 239V240H165ZM169 239V240H168ZM170 239H172V240H170ZM182 239V240H181ZM187 241H186V240ZM209 239V240H208ZM232 239V240H231ZM240 239H242L241 241H240ZM249 239V240H248ZM50 240V241H49ZM55 240V243L53 242ZM59 240V239H58ZM144 240V241H143ZM146 240V241H145ZM149 240V241H148ZM153 240H155V241H157L156 243L153 241ZM160 240V241H159ZM182 241V242H180V241ZM197 240H198V242H197ZM215 240V241H214ZM248 240V241H247ZM16 242H17V240H15ZM41 241H43V242H41ZM85 241V242H84ZM88 241H90V242H88ZM103 241L106 243V241H107V243L104 245V243H103ZM126 241V242H125ZM131 241V242H130ZM139 243H138V242ZM148 241V242H147ZM154 242L153 244L152 243H150V242ZM163 241V242H162ZM167 241H169V242H167ZM222 241V242H221ZM234 241V242H233ZM252 241V242H251ZM4 242H7L6 243V245H5V243ZM71 242V243H72ZM101 242V243H100ZM133 242V243H132ZM206 242V243H205ZM225 242H228V244L227 243H225ZM250 242L251 243H253L252 245H250ZM9 243V244H10ZM73 243H75V241L73 242ZM94 243H97L96 244V247L99 245H104L105 247H102V246H100V247H97V248H95L94 246H95V244ZM121 243H119V244H121ZM130 243H132V244H130ZM140 243H143L142 245H137L138 247L136 248V244H140ZM147 245H146V244ZM161 243V244H160ZM177 243V244H176ZM189 243V244H188ZM199 243V244H198ZM202 243V244H201ZM236 243V244H235ZM57 244V245H56ZM68 244V243H67ZM119 244H117V245H119ZM131 245V246H129L128 247V245ZM179 244V245H178ZM186 244V245H185ZM196 244V245H195ZM204 244H205V246H204ZM207 244H208V248H206V246H207ZM213 244H215V246L213 245ZM218 244H220V245H218ZM229 244H231L230 246H229ZM71 245H73V244H71ZM70 245V246H71ZM93 245V246H92ZM160 245H161V247H160ZM172 245V246H171ZM203 245V246H202ZM232 245H234V246H232ZM248 245H249V247H248ZM9 246V248L11 247V246H13V248L11 247L10 249L9 248H7ZM92 246V248H90ZM107 246H108V249H106L107 248ZM116 246V247H115ZM141 246H143V248H147V250L146 249H143L142 250V252H141V249H142V247ZM146 246H148V247H146ZM200 246V247H199ZM213 246H214V248H213ZM218 246V247H217ZM237 246L240 248V249H237ZM245 246V247H244ZM252 246V247H251ZM5 247V248H4ZM53 247V248H54ZM85 246H83V248H84ZM94 247V248H93ZM123 247H124V245H123ZM139 247H140V250H138L139 249ZM158 247V248H157ZM197 247H199V248H197ZM203 247H205L204 249H203ZM212 248V250H211V248ZM234 247H236V248H234ZM256 247V248H255ZM167 248H169L168 250H169V252L167 251ZM173 248V249H172ZM190 248V249H189ZM224 248H225V250H224ZM250 248V249H249ZM251 248H254V249H251ZM8 249V250H7ZM85 249V248H84ZM92 249H96V250H92ZM101 249H103V250H101ZM149 249V250H148ZM153 251H152V250ZM198 249V250H197ZM234 251H233V250ZM237 249V250H236ZM248 249V250H247ZM86 250V249H85ZM88 250V249H87ZM117 250L119 251V252H117ZM171 250V251H170ZM244 250H246V251H244ZM100 251H102V252H100ZM139 251H140V253H139ZM146 251V252H145ZM173 251V252H172ZM175 251V252H174ZM177 251V252H176ZM189 251V252H188ZM202 251H203V253H202ZM218 251V252H217ZM244 253H243V252ZM250 251V252H249ZM257 251V250H256ZM10 252H13V251H10ZM89 252V253H90ZM99 252L102 254H99ZM104 252V253H103ZM111 253V254H109V253ZM136 252V253H135ZM145 252V253H144ZM149 252V253H148ZM156 252V253H155ZM159 252V253H158ZM161 252V253H160ZM163 252V253H162ZM192 254H191V253ZM207 254H206V253ZM241 252H242V254H241ZM247 254H246V253ZM20 254L18 255V257L16 256V257H14L13 258V260L12 261H10L11 263H13L14 264V262L16 261V262H19V261H17V260H20V262H27L28 260H27V253L28 254H30V259H32L33 258V260L34 261H32L31 260V262H34V264H37V263H40L39 262V260L37 261V258L35 257L34 258V256H32V258H31V253L30 252H27V253H23V252H19ZM83 253H84V250H83ZM85 253H88V252H85ZM88 253V257L89 256H91L92 255V258L91 259H94L93 257V252L92 253H90L89 254ZM108 253V254H107ZM135 253V254H134ZM139 253V254H138ZM152 253V254H151ZM181 253V254H180ZM203 255H202V254ZM5 254V253H4ZM32 254H34V253H32ZM80 254V253H79ZM79 254H70V255H73L72 257L75 259V256L77 257V256H79ZM121 254H119V255H121ZM126 254V253H125ZM129 253H128V255H130ZM144 254V255H143ZM155 254V255H154ZM158 254V255H157ZM187 254V255H186ZM197 254V255H196ZM215 254H217V255H215ZM234 254V255H233ZM0 255H3V254H0ZM21 255V256H20ZM70 255H65L66 256V260L65 259H62V260H64V261H62V260H58L57 261V263L58 264H64L65 263V261H67V260H70L71 259V256ZM119 255H117V257H119ZM123 255V254H122ZM121 255V259L120 258H117V260H114V261H117L116 262V264H122L121 262H123L124 264H133V263H130V259L131 258H129V257H131V256H129V257H127L130 261L128 262V261H126L127 260V258H126V256L124 257V256H122ZM143 255V256H142ZM146 255H148V256H146ZM154 257H153V256ZM167 255V256H166ZM179 255V256H178ZM191 255V256H190ZM206 255V256H205ZM207 255H208V257H210V256H212L213 258H208L207 257ZM219 255H222V256H219ZM225 255V256H224ZM229 255V256H228ZM232 255V256H231ZM237 256V258L238 259H236V260H240L239 262L238 261H236L235 260V258H236V256ZM23 256V257H22ZM27 257V258H25V257ZM70 257L69 259H67V257ZM81 257H77L75 260H80L79 261V263L81 262V261H84L83 259H86V255H80ZM100 256H102L101 258H100ZM113 256H115V254H113ZM152 256V257H151ZM193 256V257H192ZM203 256V257H202ZM205 256V257H204ZM234 256H235V258H234ZM83 257V259L81 260V258ZM87 257V258H88ZM125 258V261H124V258ZM144 257V258H143ZM149 257H150V259H149ZM175 257V258H174ZM197 257V258H196ZM227 259H226V258ZM243 257V258H242ZM246 257V258H245ZM25 258V259H24ZM46 258H47V256H46ZM48 258L51 260V258H50V256H48ZM46 259L45 261H47L48 260V262L47 263H52V264H54L55 262H53V261H50L49 259ZM73 258L71 259V260H73ZM149 260H148V259ZM155 258H157V259H155ZM170 258V259H169ZM177 258V259H176ZM199 258V259H198ZM201 258V259H200ZM24 259V260H23ZM29 259V258H28ZM30 259H29V261H30ZM89 259V258H88ZM108 259V260H107ZM109 259L111 260V261H109ZM133 258H132V261H135V264H137V262H136V260H134ZM143 259L145 260V262L143 263ZM215 259V260H214ZM225 259V260H224ZM244 259H245V261H244ZM248 259V260H247ZM22 260V261H21ZM26 260V261H25ZM35 260L37 261V263H35ZM70 260V261H71ZM74 260V261H75ZM118 260H120V261H118ZM217 260H218V262H217ZM224 260V261H223ZM232 260V261H231ZM0 261H2L1 259H0ZM41 261V260H40ZM44 261V262H45ZM74 261H72V262H74ZM100 261V260H99ZM98 261V262H99ZM175 261V262H174ZM179 261V262H178ZM183 261H184V263H183ZM190 261V262H189ZM229 261V262H228ZM234 261V262H233ZM247 261V262H246ZM30 262V263H31ZM44 262H41L42 264H47V263H44ZM61 262H64V263H61ZM69 262V261H68ZM75 262H77V261H75ZM74 262V263H75ZM151 262V263H150ZM189 262V263H188ZM215 262V263H214ZM233 262V263H232ZM255 262V263H254ZM258 262V263H257ZM1 263V262H0ZM2 263L4 264V262L2 261ZM57 263H55V264H57ZM101 264L103 263V262H100ZM105 263H103V264H105ZM115 263V262H114ZM33 264V263H32ZM113 264V263H112ZM248 264V263H247Z\"/></svg>",
    "mask_w": 264,
    "mask_h": 264
}]
</instances>
